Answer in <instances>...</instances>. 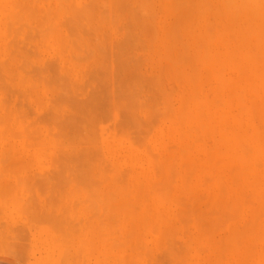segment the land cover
<instances>
[{"label": "bare ground", "instance_id": "obj_1", "mask_svg": "<svg viewBox=\"0 0 264 264\" xmlns=\"http://www.w3.org/2000/svg\"><path fill=\"white\" fill-rule=\"evenodd\" d=\"M80 1L81 0H0V63H2L1 60L6 59V58H7L6 60L8 61V58L9 59L12 58L13 53L19 54L17 52H19L22 49H23L22 51L24 53H27V52L31 53V54H29V56H32V54H33V56H37V59L41 58L40 55L36 53L38 51L35 52L36 54L34 53L35 50H33V48L31 47V45H33V44H31V43H33L31 41L34 40V41H37V43H39L38 42L39 40H36L37 37L41 36V34L42 33L44 34V31H46V32H50L52 45L54 47H56V51H57L56 54H58L59 57L61 58V61L64 64L65 69L67 71L72 72V67L75 66L74 64L72 65V63H73L72 61L76 62V60H74V59H77V63H78V60L80 59L82 61V59H83L82 57H84L83 60L86 62V59H88V58L91 59V57H94V53H96V51L94 52L92 49H91L92 51H90V48L86 49V47H87L86 44L88 43L87 45L89 46L90 45L89 41H93L92 38L90 40L88 38V36L89 37L92 36L91 34L95 32L94 28H96V27L95 26L91 27L90 25H92V23L90 25H89V23L86 24V22H88L89 20H87L86 19L87 17H84V16L90 17L89 19L90 20L92 19L94 21V24H96L100 28H102V24L105 25V23H107V24L112 23L113 24V22H114V26L116 23H117L116 25H118L119 22H117V21L120 17V19L122 18L124 21L125 20L130 21L129 24L132 23L131 21L136 22L138 27H139L137 33H140V31H142L143 33L145 32L144 34H146L147 32H149L148 30L150 29L149 34L148 33L146 34V36L148 35L146 37L147 43H148V46L150 47V48H148V50H151L153 52L154 61H155V69H156V72L158 73V77L160 78V80L158 77H156V78L153 77L154 79H153V81H151L150 78H152V76L150 78H147V76H146V79H149V80H145V82L149 81V83L148 82L147 83L149 84V86H151L153 88L152 89L149 86L147 87L149 90L151 89V91H149V93L151 92V94H152V93H155V90L156 91L158 90L157 88L160 86L159 84H160L161 80L163 81V83L164 82L166 83V86H169L171 88L170 89H169V87L167 88L165 86V83H164L163 86H165L166 88L163 87L162 85L160 87H162L163 89H166V91H164L163 89H161L159 87L160 90H158V92H156V94L159 93L157 95V97H155L153 95L154 101L151 100L152 97L150 99V97H147V95L143 96V97H146V99L143 98L145 100L140 99L139 101H137L136 98L139 95V94L137 95L138 91L135 93H132V92L139 89V85H137L138 88H134L135 84H133L134 90L132 92H130L132 90V87H131V89L129 88L130 90L127 92H130V93L126 94L127 97H125L127 99L131 98L129 101H131L130 103H132V104L134 102L135 103L137 102L136 106L139 107V105H137V104L138 103L142 104L143 101H146V102L150 101V102L156 104V106H158V104L162 105L161 104V101H162L161 98H163L164 94L166 96V99H165L166 101L164 100V98H163L164 101H162V103H163L162 106L165 105L163 107V109H161V112L162 111L163 112L160 113V110L158 109L159 111H157V108L155 107L157 113H160L162 115V117L164 116L162 119L163 120L162 123L164 125L162 124L163 125L162 127L161 126L159 127V124H161V123L158 122V119L155 120L159 116H156L158 114L155 113L154 109L152 111V107L154 108V104H150L151 107L148 105V103H143L142 104L143 106L140 105L144 109L150 107L149 110H151L154 113L153 116L151 114L152 117L149 115L150 116L149 118L151 120L150 119L146 120L150 123V126L148 123H146V121H145V124H148V125L143 124L145 126L143 131L147 132V130H148L147 128H149V127L151 130H153V128L154 127L157 128V126L159 127V129L160 128L162 129V131L161 132L159 131L160 133H158L159 134L158 139L160 138V140H161L160 151H158L160 154L158 152H156V153H158L159 155L155 154V153H154L155 155H153L152 150L154 151V148L152 149L151 145H150L151 147L148 148L147 146L149 145V143L148 144L146 143L147 146L143 145V143L146 140H142L140 142L141 144L139 145L140 147L146 146L148 148V149H146V147H145V149L147 151L145 150L144 154L146 155V153L149 151V154L147 153V155L151 154L148 157L149 160H150V157L153 158L155 156V158H153V161L151 160L152 166L150 165L149 160H148L149 162L144 164L145 163L144 158H146L145 155L143 158V157L139 156V154H135L134 151H132L128 148V150L125 151V153L128 152V154L125 155V158H126V161L129 162V166H127V167H130V169L126 170V167H124L125 172L123 169H122L123 171H121L120 168H122V167H120L121 165L118 163V165L116 167L113 166L115 168H111L112 170L107 171V173L111 174V172L114 169H116V171H114L115 172L114 174H112L111 176H108L106 173V169L110 168L107 165L108 160L104 161V162H107L106 165H102L104 162L100 163L99 162L100 160L99 161L97 160L98 161L97 164L100 163V164H98L97 170L101 169L100 167H105L106 168L105 170L104 169H101V170L102 171L104 170L105 173L103 172V174H106L108 176V177H106V175H104L103 183L99 181L100 179L98 180L99 181L98 182V181H95L96 179L95 180L91 179L92 178L91 173L89 174V170H90V172L92 171L90 169V167L93 164V166L91 167V168H93L94 165L96 164V161L89 158L90 156H88V160L86 161V158H87L86 154L88 155L89 153H86L87 148H82L83 142H85L86 143L85 145L87 147H89L90 144L88 143V140L87 141L84 140L82 142V144L80 145L82 150L84 149L83 151L80 150V151H82L80 153L83 154L84 157H86V158L81 157V156H83L81 154L80 155L77 154V156H80L79 157L80 161L85 160V162L87 163V169H86L87 172H85L86 170L83 169L85 162H83L84 163L83 166L79 165L78 161L76 163L79 165L80 168L83 167L82 168L83 171L80 170V172H81L80 174H82V172L86 173V174L88 173V174L85 175V177L87 179H84L85 178L84 176L82 177L84 179V181L80 180V178H78V177H76L75 181L80 180V183H81V181H83V183L84 182L87 183L88 185L86 184L85 188L83 187V186H85V184L81 186V187H83V188H81L82 189L81 191H83V190L86 191L87 194H85V197L88 196V198H90V195L92 193L90 199H92L91 200L92 202L95 201L94 203H92L91 201H88L86 203L84 200L88 199V198L87 197L84 198L83 199L84 202L81 200L83 203H86V204L92 203V204L90 205V207H89V204L86 206L84 204L83 209L86 208L85 211L88 212L89 208L92 209L95 206L96 208L94 207L93 208L94 210L92 209V212H91V215L94 218L98 212L101 214V212L99 211L101 209L102 213L104 214V215L103 214H101V215L105 216V217H103V219H102V217H99V220L102 219V220H100L101 222H103V220H104V222L107 221L109 223L110 219L111 220L114 219L115 221L117 219L118 223H115V225L116 224L119 225V229L117 228L118 225L116 227L119 230V232L116 229L114 231H117L119 233V235L117 232H114L116 234L115 235L112 232L113 231L112 230L110 232V235L114 234L115 236L112 235L114 237H111V236L108 237L107 233H109V232H104V231H109L111 229H110V227H108L109 225L107 224V226H106L105 223H104L105 227H108V230H107V228L104 229L103 230L104 233L102 235L101 234L102 229L100 226H102L103 223H100V221H98L99 224L98 225L95 224V226H94V225H91L94 223H91V222L88 223L90 221L89 219H87V221H85L86 219L83 220V218L82 219L79 218L80 220H82V221L78 220V222L80 224H81V222L85 221L86 222L85 225L88 223L89 226L91 225L94 227L92 228L90 226L91 227V229H90V227L88 225H86V226H84V229L86 227L85 230L81 228L83 231L80 230V228L75 229V230L71 229L72 231L74 230L73 236H75V237L72 238L73 236L71 235L72 236L71 237L69 235L70 233L67 234V236L69 235V237H67V238H69V241L66 240L63 242V248L65 250L64 255L67 257L69 255V253H71V255L74 256V258H73L74 264H153V263H156V261H159V259L156 260V258H157L156 251H158L160 249H164L165 251L161 250L163 252L167 251V254L161 252L162 254L167 255V258L171 255L168 258L169 260L172 259L171 257L179 259L181 257V255L184 254L185 252H187L188 253L187 256H189V249H187L188 251H186L184 242L182 244H184L183 246H184L185 251L183 252L184 249L182 248L183 250L181 252V250L178 247V245L181 246L180 244H178V241L181 239L178 240V239H175V237H179V235H183V234L184 235L187 234L186 237H188L190 234L191 236H189V238L187 240V245L190 248H194L197 250V248L199 249L202 246L200 249V250H202L205 247L204 250H205V253H207V256L202 259L201 264H264V0H89V4H87V6H86V4L83 6H80L79 5ZM90 1L92 2V4ZM93 4H94V6H93ZM126 4L127 5L129 4L128 8H127ZM90 5H92V6H90ZM155 5H158L159 7L156 8L157 6H155ZM107 9L110 10V12L113 13L116 17L118 16L117 18H115V19H117V21L116 20L115 21L114 20L109 21L112 18L114 19L113 15H112L113 17L111 16L112 18L109 17L110 19L105 16L106 17L105 20L109 21V22L104 21L103 16L105 15V13H106L105 10H107ZM107 14H109V12ZM72 16L75 17L74 20H73L74 17H72ZM80 16L81 17L83 16V17L80 18ZM76 18L78 21H76ZM83 18H84V21L87 20L85 22L86 26L89 25V27L93 28V30H91V28L90 29L88 28L89 30H91L90 32H88V29H86V28H85L86 30L81 29L80 33H79V30H77V29H80V28H78V25L80 24L79 27L81 26V24L83 23V21H82ZM89 22H91V21H89ZM28 23L35 24L36 25L35 27L38 28L39 30L34 28L36 30V33L34 35H32V37H27V38L25 37L26 39L23 38L25 40V42H23V43H20L23 41V39L21 40L20 38H17L18 40L19 39L21 40V41L19 40V43H18L19 45L21 44V47H19V45L17 44L18 40L14 41V39H16L15 37L21 35V30H22V36H24L23 35L24 34L23 33V27L25 26V24H27V25L24 28L30 26L29 29L27 28L28 31L26 29L27 34H25V35H30V33H32V30H34V29H32L33 27L31 26V24L28 25ZM85 24L83 23L82 25H85ZM146 24H147V27L149 26V28L145 29L146 31H144V28H146V26H145ZM18 25H20V26H18ZM21 25H23V26L21 27ZM126 25H127V27L125 26V23H124V25H123L124 29L122 28V26H120L121 28L118 26H115V28L118 27L119 33H120L121 29L125 30L126 32L129 30L127 34H129V32H132V34H133L135 31H137L136 30L137 25H135V23L130 24V26L131 25L136 26V27L131 26V27L135 28V30L133 28H131L132 30H134V32L128 28L130 26H128L127 23H126ZM16 27H18V28H16ZM125 27L127 29H125ZM18 29H19L20 33L17 31ZM35 30H34V32H35ZM74 30H75V32L76 31H78V32H76V34H74ZM122 30H121V32H122ZM13 31H15L14 35H13L14 38L11 37V38H13V40L10 41L9 38H10L11 34L13 33ZM125 31H123V32L126 33ZM67 32L69 33L68 35L76 36V38L74 40H69ZM87 32L89 34H86ZM96 32H98V30ZM18 33L20 35H18ZM39 33H41V34L39 35ZM82 33H84L82 36L79 35ZM85 34L88 35L87 38L89 40H87V38L83 37V36H85ZM127 34H125L123 39L126 38ZM132 34L130 33L131 36L127 35L128 40H129V37L131 39L130 42L127 41V38L125 39L127 41V43L125 40H124V42H125L124 43L123 39L121 41L124 44L121 41L118 42V45L120 43H122V46L124 45V47H125V48L123 47L124 49L122 48V46H121V48L119 47L121 44L118 47L116 46L114 48V46H115L114 44H116V42H113V45H114L113 49H116V50L121 49L120 50L121 53L124 54L125 52L128 53L131 50L134 51L135 48L137 51V50H140L138 48H141V46H143V47L147 46L144 44V41L146 40L145 38H144V40L142 39L143 41L140 40V42L142 41V43L144 44V45L143 44L141 45V43H139L138 40H137L138 43L136 41V39H138L137 37H139L138 34L134 33V35H133L136 39L133 38ZM77 35H78L79 39H81L83 37L84 39L87 40L86 44H84V41L80 40V41H82L81 43L84 44V46H85L84 50H80L83 45L80 42L77 43ZM105 35L106 34H103V37H104V40L106 43L107 40L105 39ZM139 35L141 36L142 33ZM46 36H49V35H46ZM46 36L44 34V36L42 35L41 37L44 40V38ZM94 37L95 36H93V38ZM131 37L135 40L136 45L140 44L141 46L139 45L140 47L138 46V48H137V46L134 44L133 47L132 46L129 47L131 45L130 43H132V41H134ZM42 38L40 39V41H43ZM46 38H45V40H46ZM48 39H49V37H48ZM94 39H97V37ZM29 40L31 42L29 48L31 47L32 49L28 48V50L25 51L24 49H26V47L28 45L26 41H29ZM9 41H10V43H9ZM69 41L73 42V45H74V41H75V45L78 46V47L74 48L75 45L72 46V44H71L70 47L71 46L72 47L70 48V50H76V48H78V49L80 48L79 50H77V52L83 51V53L86 54V52H84V51L87 50L89 52V55H91V56H89V57H88V55L81 56L79 54V56H81V58H80L77 55L72 56L73 52L69 51L70 55H71V57H70L68 54ZM97 41H99V39H97ZM43 42H40L39 44L41 45V43H43ZM93 42H96V40H94ZM45 43H46V41H45ZM99 43L101 44L102 47L100 49H97V50H101L104 47L103 46L104 44H102V42H98V44L95 43V45H93V46H96V44H97V48H98V47H100V46H98V45H100ZM110 43H111V41H110ZM128 43H129V45H127ZM10 44L12 47L15 46L14 44H17L18 46L16 45V47H18V50L19 49L20 50L17 51V48H14L16 50L9 49V47H11ZM78 44H81V46ZM125 44H126V46H125ZM44 45L45 44L43 43V47H44ZM109 45H108V43L105 44V46H108V48H110ZM24 46H26V47H24ZM127 46H128L129 50H127ZM38 47H37V49H38ZM41 47H42V45H41ZM44 48H47V47L45 46ZM48 48H49L48 50L51 49L49 47V45H48ZM72 48H74V49H72ZM104 48H103L104 51L105 50L106 51L104 53L103 52L102 53L105 55L106 53H109V52H107V51H109V49L107 47H104ZM117 48H119V49H117ZM130 48H131V50H130ZM145 48H147V47L142 48L143 50L141 49L140 51H144ZM122 49H123V51H122ZM111 51H112V54L115 55V56L112 55V57H115V61L118 59L119 60V61L117 60L118 62H122L121 60H123L122 59L123 55L120 53V51H118V52L117 51L115 52L114 50H111ZM111 51H110V53H111ZM133 51L129 53L130 54L129 55L130 56L129 61L131 60L133 55H135V56L137 55L136 52L133 54ZM23 52H21V53H23ZM91 52H93V53H91ZM102 53L99 52V55H101ZM126 53L124 54L125 55L124 58L126 57ZM56 54H55V56H56ZM103 54L101 56L102 58L104 56ZM131 54H132V56H131ZM21 55L23 56L24 54H21ZM119 55H120V58H119ZM14 56H15V57H13L14 59L15 58H16V60L19 59V58H17L16 55H14ZM29 56H28V58H29ZM129 56L126 57L127 61L123 60V64H125L124 62H126V65H127V62H129L128 61ZM18 57H19V55H18ZM78 57H79V59H78ZM139 57H140V59H139ZM142 57H143V59H142ZM142 57L139 55L137 57V59L142 60V63H143L147 59L144 60L143 55H142ZM104 58H105V60L107 59L106 56ZM104 58H103V61L105 62ZM133 58H132V60L135 59V58L134 59ZM55 59H54V61L51 60L52 63L49 62L50 60L48 59L49 61H45V63L42 65H45L46 62H47V66L53 65V64L58 65L59 60L56 59V61H55ZM90 59H88V60H90ZM108 59H109V57H108ZM137 59H135V60L137 61ZM7 61L3 62L2 65L0 66L1 67L0 72L2 70V72L0 73V79H2L3 82L5 80H8V78H9V77L7 78V75L5 74V72H7L6 69H10V68L6 67V66H8V65H6ZM27 61L26 60H24V62L21 61L20 64H22V63L23 64L20 67L14 66V69L18 68V70H20L21 75H22V73L26 72L24 74H26L27 78H28V76L30 77V75H32V77H35V75L37 76V73H35V72L38 71V66L36 65L34 68L33 63L29 62V61H28V63L32 64V67H30V68H32L31 69L32 74H30V75L27 74V73H30V71H27L29 68L28 65L29 66L31 65V64L27 65ZM108 61L106 60L107 63H108ZM110 61H112V60H110ZM136 61H134V64L137 63ZM12 62H13V60H12ZM25 62H26V64H25ZM48 62H49V64H48ZM132 62L130 61L129 65L131 63V66H132V64H133ZM138 62L140 63L141 61H138ZM77 63H76V67H77ZM109 63L107 64V66L110 65ZM142 63H140V64L142 65ZM4 64H5V67L3 68L2 66H4ZM16 64H17V62H16ZM134 64H133V66L137 65L138 63L135 65ZM23 65H25V66H23ZM101 65L103 66L102 63L100 64V66ZM104 65L106 66V64H104ZM22 66L24 68H26V66H27L28 68H26V70H25ZM58 66H60V65H58ZM79 66H80V64H79ZM86 66H85L84 70H86L88 68V67L86 68ZM105 66H103V67L105 68ZM81 67H82V64H81ZM141 67L136 66V70H137V68H141ZM42 68L43 67L39 68V70L40 69L42 70ZM108 68H109L108 71L110 72V67H108ZM115 68H116V66H115ZM133 68L131 67L130 69L132 71L134 70V73H136L135 68L134 69ZM34 69H35V71H34ZM94 69H95V67H94ZM98 69H100V68H98ZM117 69H118V67H117ZM147 69H149V68H147ZM45 70H46V68H43V71H45ZM73 71L77 72L74 69H73ZM10 72H11V70H8L7 74L10 75ZM53 72H51L52 76H50L51 73L48 72V78L46 77V79H45V77H44V80L40 74H38L39 77L38 76L36 77V78H39L38 81L40 79L43 80V82H46L43 84H47L51 88L53 87V84H54V86H55L54 90L56 89V91H58V93L60 91L63 92V90L66 91L63 93L60 92L57 95L58 99H57V97H55V99H49L48 100V97H46L47 98L46 100H48L49 103L51 102V104H54V102H55V104H54L55 106L51 105L52 107H49V103L47 102V106L49 108L48 110L50 111V108H51L50 112H52L53 107L60 106V104L62 102L64 103V101H65L64 104L66 106L68 104V106H70L69 107L70 109L72 106L75 107L76 106L75 104L72 105L70 103V100L73 99L72 97H70V94H73L72 90L70 89V87H71L70 85L72 83L70 85H67V86H66V84H64V81L67 84H69L72 81L67 76L66 77L70 81H67L66 77H65V79L64 78L62 79V77L58 74V70L53 71ZM138 72L139 71H137V73ZM2 73L4 75H6L4 78L2 77V76H4ZM82 73L86 74V72H82ZM89 73L91 74V70L89 72L87 71V74H89ZM15 74H16L15 77H14V75H12V78L9 80L10 82L15 81L14 78L17 77V73H15ZM20 74H18V75H20ZM76 74L77 73H75V75ZM83 74H82V76H83ZM110 74H111V72L109 73V75ZM45 75L47 76V74H45ZM89 75H88V77L90 78ZM115 75H117V74L113 73V78ZM24 76L22 77V78H24V80L21 79L19 81V84H22V80H23V82L25 81V79L27 80V78H25ZM137 76H138V74H137ZM140 76H142V74ZM154 76H157V75H154ZM129 77H128V79H131ZM50 78H53V79H50ZM108 78L110 79L111 77L109 76ZM108 78H107V80H108ZM56 79H57V81H56ZM72 79H74V78L72 77ZM76 79H77V77H76ZM91 79H93V78H90V80ZM142 79H140V80H142ZM53 80H55L56 82ZM61 80H62V82H60ZM131 80H130V82H131ZM157 80H159L160 82H158ZM2 81H1V83H3ZM33 81L34 82L36 81L35 84H37V83L40 84L42 82V81L41 82L39 81L40 82L39 83L37 81V79L36 80L33 79ZM89 81H88V79H86V81L83 80V82H85L87 84V87L89 86L88 85V83H90ZM108 81H109L108 82L109 84H110V82H112L110 80H108ZM117 81L118 80H116V83H117ZM134 81H135V79H134ZM134 81L132 83H134ZM154 81H156V82H154ZM10 82H7V83L9 84ZM124 82H125V80H124ZM126 82H125V84H126ZM167 82H169V83H167ZM7 83L5 81L0 86H4L6 84V86L8 88V86H10L11 83H10V85H8ZM55 83L56 84L60 83V84L57 86ZM62 83H63V85H62ZM150 83H151V85H150ZM152 83H153V85L156 84V89H154L155 85L153 86ZM170 83H171V86L169 85ZM86 84L84 85L85 90H83V84L82 83L80 84V86H77V87H80V89L83 90V92H84L87 89ZM109 84H108V87L111 86ZM128 84H129V82H128ZM138 84H140V83H138ZM29 85H30V83H29ZM47 85H45L46 90H48V91L52 90V89H50V90L47 89V88H49V87H47ZM60 85H62V86H60ZM6 86H4V87H6ZM26 86H24L25 92H27L26 94L24 92V89H22V88H21L22 90L19 92L20 89L19 90L17 89V85L15 87L18 91L17 90L15 91V87L12 88V86H11V88L14 89V92L11 91V89L9 91L10 87L8 89L4 88V87L3 88L0 87V92H1L0 94H3V93L6 94L5 95L6 97L5 96L4 97L6 99V102H8L6 104L4 97H1V100H3L2 102H4L3 104H0V111H2V113H4V111H7L9 109L8 108V106L10 105L9 103L11 101H14L11 99V97L12 96L14 97L15 94H17V93H18L17 97L19 99L22 97V99H25L28 102L29 97L26 95H29L28 92L32 88L30 89L31 86H29V88H28L29 90L27 89L28 91H26ZM33 86H35V85L33 84ZM56 86L60 89L57 90L58 88H56ZM68 86H70V87H68ZM97 86H99V85H97ZM113 86H114V84H113ZM126 86H128V85H126ZM40 87H39V89H40ZM61 87H63V88H61ZM100 87H101V84H100ZM1 88H2V90H1ZM34 88H36V87H33V89ZM43 88H44V86H43ZM68 88H69V91H68L69 93L67 92ZM92 88H93V86H92ZM104 88H105V90L103 89V87L100 88V89H102V90H100V91H102V93H103V90L106 91V87H104ZM140 88H142V87H140ZM37 89L38 88H36V90ZM73 89H74V86H73ZM93 89H95V88H93ZM70 90H71V92H70ZM95 90H97V88ZM121 90L120 91L114 90V91L117 93V92H121ZM124 90H126V89L124 88ZM127 90H128V88H127ZM145 90H146V88H145ZM161 90H163L162 93H160ZM42 91H45V90L43 89ZM76 91H77V88H76ZM76 91H74L75 96H77V97L81 96L80 94L76 95ZM91 91H93V90H91ZM91 91H90V95H91L90 98L92 99L93 94H91L92 93ZM97 91H99V90H97ZM109 91L110 90H108V92ZM142 91H144V90L142 89ZM6 92H8V93H6ZM9 92H11V94ZM22 92L25 94V98H24V94ZM52 92H53V90H52ZM127 92H125V93H127ZM19 93L21 95H19ZM50 93H51V91H50ZM112 93L114 94V92H112ZM149 93L147 90L146 94H149ZM8 94H10V95L7 98ZM95 94L96 93L94 91V95ZM106 94H108V93H106ZM144 94H145V92H142V94L140 93L141 96ZM160 94H163V96H161V98L158 97ZM18 95L21 97H19ZM40 95H41V93H40ZM68 95H69V97H68ZM131 95L134 97L132 98ZM47 96H48V94H47ZM51 96H52V94H51ZM53 96H55V95H53ZM61 96L63 98H60ZM72 96H74V95H72ZM105 96H107V95H105ZM109 96H107V97H109ZM87 97H88L89 101L91 102L89 95ZM95 97H96V95H95ZM138 97L141 98L140 96H138ZM15 98H16V96H15ZM34 98H35V95L32 99L34 100ZM113 98H114V96H113ZM147 98L149 101H147ZM155 98H159V100L161 99L160 103H159V100H156ZM44 99L45 98H43V100ZM59 99H61V100H59ZM88 99H86V100L88 101ZM54 100H56V101H54ZM57 100L61 101V103L60 102L58 103ZM92 100H94V99H92ZM83 101L84 100L81 101L82 102L81 104L87 106L86 104H84L85 101L84 102ZM87 101L85 103H87ZM110 101H112V100H110ZM120 101H121V99H120ZM120 101H117L118 106H119V103L122 104V102H120ZM122 101H125V99ZM140 101H142V102H140ZM155 101H157L158 103H156ZM22 102L23 101H21V103ZM56 102H57V105H56ZM28 103H30V102H28ZM31 103L33 104V102H31ZM35 103H37V102H35ZM63 103H62V105H63ZM92 103H94V102H91V104ZM135 103L132 106H135ZM4 104H5V107H4ZM12 104H11V107H12ZM15 104L18 105V104H20V102L18 104L14 103L13 105H15ZM44 104L46 105V103H44ZM79 104H80V102H79ZM91 104L88 103V105H91ZM111 104H113V103H111ZM27 105L28 104H25V106H27ZM77 105H78V102H77ZM80 105H78V106H80ZM144 105H146V107ZM160 105L158 106L159 108H160ZM6 106L8 109L6 108ZM21 106H22V104L20 105V107ZM20 107L17 106V108H20ZM28 107L29 106H27V108ZM32 107H33V105H32ZM74 107H73V110H74ZM77 107H75V108H77ZM115 107L117 108L116 105L115 106L113 105V108H115ZM27 108H25L26 111H28ZM39 108H40V106H39ZM44 108H43V110H44ZM79 108H81V107H79ZM127 108H128V106H127ZM139 108H141V107H139ZM5 109H7V110H5ZM12 109L13 108H11V110ZM48 110H46L45 112H47ZM83 110L85 111V109H83ZM135 110H137V107H136V109H134L135 115L137 116ZM140 110H142V109H140ZM8 111H10V109ZM29 111L32 112V109L29 108ZM33 111H34V109H33ZM77 111L80 112L81 110L79 109ZM122 111H120V112L122 113ZM130 111L132 113L131 116H133V110H130ZM16 112L18 113V111H16ZM45 112L43 115L41 114L40 116L43 117L44 115H46ZM85 112L88 113L87 110ZM25 113L23 112L22 114H25ZM55 113H54V111L52 113V116L54 119L53 120L51 118L52 123H49L50 121L47 117L45 118L48 120V121L46 120L47 125L49 124V128L45 124V127H47V129H45V130H47L49 132L52 129V128H50V124H53V125L59 127L60 130L59 129H57V130H59L58 132H60V133L62 132V133L57 134V131H56V133H54V131L51 130L50 132H53L51 134H55V137H57V138L54 137L51 140L59 139L60 136L64 132H65V134L67 133L66 132L67 130L63 129L65 125L69 126V127H73L75 125L74 124L72 126V124H73L72 120L74 121V119H72V116H70V115H72V113L68 116V117H70V119L67 118V115H64L65 119L62 118V120L60 119L61 114L59 113V111H58L59 114L56 113L59 116L56 115ZM80 113L85 114L84 112H80ZM9 114L11 116V113H9ZM27 114L28 113L25 114L26 117H24V115L19 116V117H21L20 122H22L23 124L26 123V121L24 122V120H25V118H27ZM34 114H35V111H34ZM13 115H15V114H13ZM18 115L19 114H17V117H18ZM47 115H48V112H47ZM80 115H79V117H81ZM86 115H88V114H86ZM90 115H92V114H90ZM146 115L144 117H146ZM5 116L7 117L8 114L6 113ZM5 116H4V120L6 119ZM54 116H56L57 118ZM155 116H156V118H154ZM29 117L31 118V116H29ZM0 118H2V117L0 116ZM84 118H86V117H84ZM134 118H136V117H134ZM159 118L161 119V116ZM45 119L43 121H45ZM59 119L61 120V122L59 121L58 124H56L57 120H59ZM79 119H81V118H79ZM141 119H143V118H141ZM0 120L2 122L4 121L3 118ZM11 120H12V118H11ZM64 120H66L68 123H71V122L72 123L69 125ZM81 120H83V119H81ZM130 120H131V118H130ZM143 120H145V119H143ZM154 120L156 121V125L153 124ZM1 121H0V123L3 124ZM15 121H16V118H15ZM17 121L19 122L18 119H17ZM32 121H34V120H32ZM35 121L37 122V120H35ZM38 121L43 122L42 120H38ZM78 121H79V123H78V125H79L81 122H80V120H78ZM151 121L153 122L152 125H154L153 128L151 125ZM164 121H165V123H164ZM4 122H5L4 124H6L5 126L3 125V127H2V125L0 124V128L2 127V129L3 128L6 129L7 123L9 124L10 121L5 120ZM64 122H65V124H64ZM31 123H33V122H31ZM44 123L45 122H43V126H44ZM140 123H142V122L140 121ZM143 123H144V121H143ZM12 124H13V122H12ZM131 124H132V122H131ZM16 125H17V123H16ZM34 125H36V126H34L35 127L34 129H31L32 132L30 131V129H27V128L25 129L27 133L31 132V133H29L30 136L28 135L27 137H26V135L25 136L23 135L26 133L25 131H24L25 133H23V134L19 131L20 133H18L16 135H15L16 132H14L13 133L14 138H12L11 133L7 134V130L5 131L6 132L5 134L3 133L4 129L2 132L0 131V175H2V173H4L5 175L8 173L11 175H12V173L14 174L13 169L16 167H19L22 164L23 156L26 155V154L23 155V152L21 151V149H23L25 147L27 148L28 146L29 147L31 146V145H29V143L27 144V140H26L24 145L25 144H27V145L23 146V148L22 147L19 148L18 145H20V143H16V144H18V145H16L14 143V140H16L17 138L18 139H20V138H19V136L17 138H15V136L21 135L22 136V137L20 136L21 138L26 137L25 139L28 138L30 140V138L32 136L31 134H33V137L31 138L33 140H30L31 141L30 144H33L31 147L34 149V147H33L34 143H32V142L35 139L34 137H37L40 134L37 126H40V128L42 127L41 123L39 125H37V124H34ZM53 125H52V127H53ZM83 125H84V122H83ZM83 125H81V126L83 127ZM90 125H92V124H90ZM135 125H134V128H136ZM31 126H33V125L31 124ZM11 127L12 126H10V128ZM36 127L38 130V133H37ZM82 127H80V128H82ZM143 127H140V130ZM88 128H89V126H88ZM74 129H76V127ZM8 130H9V128H8ZM10 130H12V128ZM34 130H36V132ZM90 130L94 131L96 129L91 128ZM33 131L37 134L36 136H35V133ZM88 131H89V129H88ZM88 131L86 134H88ZM148 131H150V130H148ZM78 132H79V130L77 131V133ZM94 132H98V131L96 130ZM94 132H93V135H94ZM44 133H46V131H44ZM44 133H43V135H45V136L49 135V134H44ZM69 133H70V135L67 134V138L68 137L70 138V136L72 137V133L74 134V132H69ZM149 133L147 132L146 134L149 135ZM152 133H154V132H152ZM81 134L82 133L80 132L79 135H81ZM91 134L92 133L90 131L88 136L91 137L92 136ZM41 135L42 134H40L39 136L41 137ZM45 136H43V137L45 139H48ZM51 136L52 135H50L49 137L51 138ZM115 136L117 138L121 137V136H117L116 134H115ZM152 136H153V134H152ZM43 137H41V138H43ZM81 137H82V135H81ZM81 137H78L80 139H77V136H75V137L70 138V139L68 138V140H67L64 136L62 139H64V140L66 139L65 141L70 142L71 148L74 149V148H76V146L74 147V145H76V143H78V140L82 139ZM145 137H146L145 139H147L148 136H145ZM98 138H100V137H98ZM109 138L111 139V137H109ZM142 138H143V136H142ZM18 139H17V141H18ZM36 139H35V143L38 144L37 142H39L40 138L37 139L38 140L37 142H36ZM74 139H76L77 141L75 142ZM64 140H63V142H64ZM70 140H72V142ZM94 140H95V138H94ZM149 140H151V138ZM40 141H42V143L39 142V144H38L39 146L41 144H44L43 140L40 139ZM68 142H66V143H68ZM95 142H96V140H95ZM99 142H100V140H99ZM109 143H111V142H109ZM133 143H135V145L137 143V146H138L139 141L138 142L135 141ZM56 144L57 143L55 140V145ZM95 144L96 143H94V145ZM99 144L100 143H98V145ZM45 145H47V144H44V146ZM53 145L54 144H52V146ZM61 145H59L60 146L59 149L56 148L57 149L56 151H57V154L60 155L59 157L60 158L62 157L61 158L63 160L62 163H61L62 160H58L60 158L57 156L56 153H55L56 155L54 154L55 156L52 155V156H54V158L52 156H50L53 159L51 158L52 161L49 160L51 162H48V163H55V165L53 164V166H52V164L51 165L48 164V166H45V164H44L43 166H41V165H38L37 160H35L37 162L36 167H38V166H40V168L46 167V170L44 168L42 169L43 171L45 170L44 174H46V173L50 174L47 171L50 169V168L49 169L47 168V167H49V165H50V167L52 166L51 167V169H52V168H54V166H56V163H59V162H60L58 164L59 167L57 168V166H56V168L59 171H56L53 169L49 170L50 172H52L51 174L55 175L54 174L55 171L57 174H59V172H61L60 174H62V173H64V171L65 172L71 171L72 170L71 168H73V166L75 165V159H74V162H73L74 164H73V166L70 167L69 163L72 162V158L68 160V158H67L68 156H66V155H69V152L71 153V151H75V149L69 150V151L66 148L64 149V147H66V146L68 147V145L70 146L69 143L65 146L63 145V148L61 147ZM111 145L115 146V145H117V143H115V145L114 144H111ZM154 145H155V143H154ZM44 146L41 148H46L48 145L46 147H44ZM93 146H92V144L90 145L91 152L93 151V148H92ZM96 146H97V144L94 147H96ZM78 147H79V145H78ZM131 147H133V146H131ZM154 147L156 148V146H154ZM37 148H35V149H37ZM97 148L98 147H96V150H98ZM115 148L116 149L113 150V152H115L114 154L119 153L121 155L122 150L119 149V147L117 148V146ZM150 148L152 150H149ZM27 149L30 150V148H27ZM35 149H34V152H35ZM38 149H37V151H40ZM62 149H63V154H64V152L68 151V152H66L68 154L65 153L66 155H64V157H63V154L61 153ZM123 149H125V148H123ZM31 150L29 152H32ZM58 150H61V152L59 153ZM100 150H101V148H100ZM44 151L46 152V150H44ZM76 151H75V153H77ZM78 151H79V149H78ZM155 151H156V149H155ZM72 153H71V155L76 156V154L74 152H72ZM103 153H104V151H103ZM103 153H100V154L105 156L106 154H103ZM96 154H98V153H96ZM30 156L32 157V159L35 158L32 155H30ZM41 156H43V155H41ZM91 156H92V154H91ZM96 156L98 157V155H96ZM159 156H161V165L159 162V160H160ZM119 157L121 158L123 156H119ZM55 158H56V160H55ZM64 158H65V160H67L66 162L64 161ZM69 158H70V155H69ZM81 158H82V160H81ZM99 158H100V155H99L98 159ZM105 158L108 159L109 156H107ZM114 158H115V156H114ZM154 159H155V161H154ZM156 159H158V160H156ZM35 161L33 159V163ZM93 161H95V164ZM46 162L47 161H44V163H46ZM88 162L90 165L88 164ZM91 162H92V164H91ZM155 162L158 164H156ZM154 163L156 164V168L154 167L155 166ZM108 164H109V166H111L110 162ZM100 165H102V166H100ZM157 165L161 166L162 171H160L161 170L160 167L157 168L158 167ZM67 166L69 168H67ZM77 166L75 165L74 166L75 168H73V170H75V171H71V173L75 172V173H72V175H75L77 173L76 172ZM36 167L35 168L33 167V168L36 170ZM27 168L28 167H26V169ZM56 168H54V169H56ZM85 168H86V165H85ZM38 169H39V167H38ZM65 169L66 170L68 169V170L66 171ZM151 169H154L155 171L151 170ZM24 170L20 169L18 171L20 172V171H24ZM61 170H63V171H61ZM78 170H79V168H78ZM128 170H130V174L127 173ZM18 171H16L17 173L15 172V174L21 173V172L19 173ZM34 171H32V173H36ZM94 171H95V169H94ZM158 171H160V173H163L162 180L164 181V183L161 179H160L161 182H159V183L156 182L155 176L156 177L158 176V174H159ZM28 172H29V169H28ZM28 172L24 171L25 174ZM121 172H124V173L122 174ZM153 172L155 173V175L153 174ZM68 173H70V172H68ZM97 173H96L95 177L98 178ZM127 174L129 175V178L125 179L124 175H127ZM7 176L9 179L12 177V176L9 177V175H7ZM7 176H4L5 179ZM160 176L161 175L159 174L157 179ZM123 179H125V182ZM43 180H44V178L42 179V181ZM75 181H72V182L75 183ZM172 181H174V182H172ZM97 182L99 184H97ZM76 183H79V181ZM170 183H171V186L173 183L175 184V185L173 184L174 185L173 193L170 191V189L172 190L173 187L172 188L170 187V189H168V187H169L168 184H170ZM90 184H91V186H90ZM95 184H97L96 187H94ZM73 186H76V185H73ZM78 186H80V185L77 184V188H78ZM88 186H90V188ZM35 187H36V184H35ZM41 187H39V188H41ZM48 188H49V186H48ZM73 188H75V187H72V189ZM77 188H75L74 191H78ZM42 189H44V188H42ZM90 189H92V190H90ZM65 190H67V188ZM49 191L52 192V188ZM74 191L72 193L73 195H74ZM84 191H83V193H81V195L85 193ZM43 193L46 195V191H43ZM204 193H206V197H203ZM57 194H59V193H57ZM78 195H79V193H78ZM81 195H79V196H81ZM95 195H97V196H95ZM54 196H56V195H54ZM5 197H7V196H4V199H5ZM93 197L95 198V200ZM33 198H34V195H33ZM67 198H68V196H67ZM183 198H185L188 201V204L186 203L187 201L185 199L183 201L185 204L182 202ZM72 199H73V197H72ZM76 199H77L76 201L79 203V206H82L83 204L81 203L80 200H78V197ZM30 200H31V198H30ZM73 200H75V199H73ZM96 200H98V201H96ZM3 201H5V200H3ZM58 201H59V199H58ZM76 201H74V202H76ZM26 202H25V204H26ZM72 202L73 201L70 202V204H72V206L73 205L75 206V204H78L77 202L75 204ZM51 203H54V202H51ZM93 204H95V205L93 206ZM185 205H187V207L190 206L189 212H186V209L188 211V208L185 207ZM54 206H55V204H54ZM99 206H100V209L98 208ZM76 207H78V206L76 205L75 209H76ZM56 208H53V209H56ZM97 208H98V212L96 211V213H93V211L95 212V209L97 210ZM75 209H74V211H75ZM83 209H81L80 213L84 212ZM215 209H217L218 212H214ZM208 210H210V213L208 212L209 214L207 213L208 214L207 215L206 211H208ZM32 211L34 212V210H32ZM212 211L214 212L213 214L216 213L215 215H218V213H219V216L217 218H215L214 215H213L214 217L212 215L210 216ZM46 212H47V209H46ZM46 212H44V213L47 215ZM67 212H69V211H67ZM89 213H90V211H89ZM186 213H188V217L186 216ZM227 213H228V215L229 214L232 215L231 217H233V216L234 217L232 219L230 218V216H229L230 219L226 218V217H228ZM190 214H191L192 218L194 217L193 219H191V221L189 220L190 219L189 217H191ZM78 215L80 216V214H78ZM83 215H86V214H83ZM48 216H49V214H48ZM185 216L187 218H184ZM75 217L76 216H74V218ZM90 217L91 216L88 215V218H90ZM67 218H68V216H67ZM74 218H72V219L74 220ZM104 218L108 219L109 221L104 219ZM72 219H70V220L73 221ZM97 219H98V217L96 218V220ZM43 220H45V219H43ZM67 220H69V219H67ZM70 220L68 222H70ZM114 220H113V222L111 221L113 223V225L115 222ZM187 220H189V221L185 222ZM74 221H76V219ZM189 222H192V224H193L192 225V231H190V233H189V231H187L190 228V227H188L189 226L188 224H190ZM73 223H72V225H73ZM95 223H96V221H95ZM186 223H188V224H186ZM221 223H222V226H221ZM43 224H45V223H43ZM75 224H77V222ZM80 224H77L76 226L79 225V227H80L81 226ZM100 224H102V225H100ZM217 224L221 227L218 228ZM115 225H114V227H115ZM186 225H188V226L186 227ZM87 226H88V229H90V232L87 229ZM97 226H98V228H96ZM103 226H102V228H104ZM214 226H216V228H218L219 231L218 230L216 231ZM227 226H228V230L226 231L225 227H227ZM4 227H5V225H4ZM186 228H187V230H186L187 233H185L186 232L185 230L182 231L183 229H186ZM99 229H101V230H99ZM19 230L20 229H18V231ZM222 230H224V232H225L224 236L220 237V234H219L220 238L215 239L213 237L215 231L217 232L216 234H218V233H220V231L223 232ZM85 231H87L86 234L84 233ZM81 232L85 234L84 236L82 235V238H81V234H80V237H78L79 236L78 233H81ZM71 234H73V233H71ZM104 235L106 236V238L104 237ZM18 236L16 235V237H18ZM182 237H184V236H182ZM9 238H10V236H9ZM70 238H72V239H70ZM109 238H111V239H109ZM114 238H117L118 241L116 239L114 240ZM60 239H62V238H60ZM107 240H109L110 243L115 241L114 242L115 245L118 242V244H119V245H117L118 247L113 245L112 243L109 244ZM173 240H176V241L173 242ZM182 240H184V238H182ZM185 243H186V241H185ZM14 244H15V241H14ZM147 244L150 245L151 248ZM173 244L174 245L176 244L175 246L178 248H175V246ZM48 246H49V244H48ZM54 246H55V244L52 243V250L48 253H45L46 256H44L45 255L44 254L43 255L44 258L42 260H39V261L35 260V261L36 262L38 261L39 262L38 264H54L55 260H56L55 259ZM59 246H62V245H59ZM112 247L113 248L117 247L118 250L114 251V249ZM43 249H45V248H43ZM177 249H179V252H180L179 254L182 253L181 255L178 254V251H176ZM200 250H199V252H200ZM66 252L68 255L65 254ZM150 253L151 254L156 253V254L152 256ZM158 253H159V251H158ZM192 253H193V251H192ZM199 254H201V252ZM203 254H204V252H203ZM0 255H2V256H0V258L1 257L3 258L4 256L9 257V258H7V260L10 259V261L12 260L11 258L13 257L14 262L18 261L19 264H23V262H25V264H26V262H28V261H24V258L21 259L22 256H19L18 254H17L18 256L15 254L13 255V254L7 252L5 249L0 250ZM65 256L62 257L63 260L65 259ZM154 256H156V257L154 258ZM158 256H160V254ZM16 258L17 259L19 258L21 261L23 260V262H21L20 260H17ZM71 258L72 257H70V259ZM165 260H167V259L165 258ZM180 260H182V259H180ZM66 261H68V260H66ZM66 261L64 260L63 262H65V263H63V264H67L68 262L66 263ZM11 262H13V261H11ZM170 262H172V261L170 260L169 263ZM175 262H178V261L176 260ZM184 262H186V261L185 260L180 261V263H182V264ZM166 263L167 262H165V264ZM172 263L174 264V260ZM59 264H60V262H59ZM156 264H158V263H156ZM162 264H163V262H162Z\"/></svg>", "mask_w": 264, "mask_h": 264}, {"label": "rangeland", "instance_id": "obj_2", "mask_svg": "<svg viewBox=\"0 0 264 264\" xmlns=\"http://www.w3.org/2000/svg\"><path fill=\"white\" fill-rule=\"evenodd\" d=\"M91 2V1H90ZM86 4V6H87V4H89V0H81L80 1V3H79V5L80 6H83V5H85ZM91 4H92V2H91ZM90 6H92V5H90ZM93 6H94V4H93ZM126 6H127V8H128V6H129V4L127 5L126 4ZM155 6H157L156 8H158L159 6L158 5H155ZM105 15L103 16L104 17V21H106L105 19H106V17H110V18H112L113 16H114V19L112 18V19H110L109 21H111V20H116L117 21V19H115V18H117L113 13H111L110 12V10H105ZM109 12V14H107ZM113 15V16H112ZM106 16V17H105ZM112 16V17H111ZM72 17H74V16H72ZM83 17V16H82ZM81 16H80V18H82ZM84 17H87L86 19L87 20H89V21H91V22H86L87 20H85L84 21V18H83V23L85 24V22H86V24H88L89 23V25L92 23V25H90L91 27L92 26H95L96 28H94V30H95V32L98 30V32H94V33H92L90 36L91 37H89L88 35H86V34H89L88 32H90L91 30H93V28H91V27H89V25H87L86 26V24L85 25H82L81 24V26L79 27V25H78V28H80V29H77V30H79V33H80V30L81 29H90L91 28V30H89L88 29V32L85 34V36H83V37H85V38H87V36H88V38L91 40V38H92V40L94 41V40H96V42H93V41H89V46L87 45L88 43H87V40H89L88 38H87V40L86 39H84L83 37V39L81 38V39H79L78 38V35H77V43L78 42H82V41H84V44H86V49L87 48H90V51H96V53H94V57H91V59L90 58H88V59H90V60H88V59H86V62L83 60L84 59V57H82L83 59H82V61L79 59V57L81 58V56H84V55H88V57L89 56H91V55H89V52L86 50V51H84V52H86V54H84L83 53V51H79V52H77V50H79L78 48H76V50H70V48L72 47V46H74L75 45V41H74V45H73V42H71V41H69V50H68V54H69V56L71 57V55H70V52H73V55L72 56H79V54L81 55V56H79L78 57V63H77V59H74V60H76V62H74V61H72L73 63H72V65L74 64L75 66H73L72 67V72H70V71H67L66 69H65V67H64V64L62 63V61H61V58L59 57V55L58 54H56L57 53V51H56V47H54L53 45H52V42H51V34H50V32H46V31H44V34H45V36L46 35H49V36H46L45 38H46V40H45V38H44V40L46 41V43H45V41L43 40V38L41 37L42 35L44 36V34L42 33H39V35L41 34V36H39V37H37V39L36 40H39L38 42L40 43V42H43L45 45H44V47L46 46L47 48H44L43 47V43H41V45H42V47H41V45L39 44V43H37V41H34L32 38V40L33 41H31V42H33V43H31L30 42V40L29 41H26L27 42V47L26 46H24V47H26V49H24L25 51L26 50H28V48H29V46H30V43L31 44H33V45H31V47L33 48V50H35L34 51V53L36 52V51H38V52H36L37 54H39L40 55V57L41 58H38L37 59V56H33V54H32V56H29V54H31V53H29V52H27V53H24L22 50H18V47H16V45L19 43V40L21 39H23V38H27V37H32V35H34L35 33H36V30L35 29H37V30H39L38 28H36L35 26V24H33V23H28V25H30L31 24V26L33 27H31L32 29H34L35 30V32H34V30H32V33H30V35H25V34H27L26 33V29L28 28H30V26L29 27H26V28H24L27 24H25V26L23 27V35L24 36H22V30H21V35L19 34L20 32H19V29L17 30L19 33H18V35H20V36H17L16 34V36L17 37H15L16 39H14V41H16V40H18L17 38H20L18 41H17V44H14L15 46L14 47H12L11 46V44H10V46L12 47H9V49H11V50H16V49H14V48H17V51H19V52H17V53H19V54H16V53H13L12 54V58L13 57H15L14 55H16L17 56V58H19V59H17L16 60V58L14 59H9L8 58V61L6 60V59H3V60H1L2 61V63L3 62H6L7 61V63H6V65H8V66H6V67H8V68H10V69H6V71L7 72H5V74L7 75V78H8V80H5L6 81V83L7 82H10L9 80L12 78V75H14V77L16 76V74L15 73H17V79L16 78H14L15 79V81H12V82H10L11 83V85H10V83L8 84V85H10V86H8V88H9V91H10V89H11V91H13L14 92V89H12L13 87H15L16 85H17V89L19 90V92L22 90V89H24V86H26V91H28L29 89V86H31L30 87V91L28 92V94L29 95H26V96H28L29 97V100H28V102H30V103H28L25 99H22V97L21 96H19V95H21L20 93H19V97H21L20 99L17 97V94H15V96H16V98H15V96L12 98L11 96V99L12 100H14V101H11L10 99V101L13 103H19L20 102V104H18V105H13L10 101V107H11V104H12V107L11 108H13L12 110H11V108L8 106V108L10 109V111H8L9 109L7 108V106H6V108L8 109H5V110H7V111H4V113H2V111H0V116L3 118V120H4V116L6 115V113L8 114V116L6 117L5 116V120H8V121H10L9 122V124L7 123V127H6V129H4V134L6 133L5 131L7 130V134L8 133H11V136H12V138H14V132H16L15 133V135L16 134H18V133H25L26 132V128L27 129H30V131H31V129H34L35 127L34 126H36V125H34V124H37V125H39L40 123H41V128H40V126H37L38 127V129H39V132H40V134H42L41 135V137H43V136H45V135H43V133H44V131H46V133H44V134H49V135H46L45 137H47L48 139H45L44 137L43 138H41L39 135V137L37 136V137H34L35 139L37 138H40L41 140H43V143L44 144H47V145H45L44 146V144H41L40 146L38 145L39 144V142L40 143H42V141H40V139H39V142H37L38 140L36 139V142L38 143V144H36L35 143V139H34V141L32 142V143H34V149L35 148H37L38 146V150H40V151H37V149H35V152H34V149L31 147L33 144H30L31 143V141L30 140H33V139H31L32 137H33V134H31L32 136H31V138H30V140L27 138V139H25L28 135L30 136V134L29 133H31V132H29L28 130V132L29 133H25V134H23L24 136L26 135V137L25 138H21L22 136L21 135H17V136H15V138H17L18 136H19V138L20 139H18V141H17V139L16 140H14V143L16 144V143H20V145H18V144H16V145H18L19 146V148H23V146H26L28 143H29V145H31L30 147L28 146L27 148H30V150L32 151V152H29L30 150L29 149H27L26 147L25 148H23V149H21V151L23 152V155L24 154H26V155H24L23 156V160H22V164L19 166V167H16V168H14L13 170H14V174L12 173V175L11 174H4V173H2V175H0V250H6L7 252H9V253H11V254H15V255H19V256H22V258L21 259H23L24 258V261H28V262H26V264H38L39 262V260H42L43 258H44V256H46V254L45 253H48V252H50L51 250H52V243L53 244H55V246H54V251H55V263L54 264H59V262H60V264L62 263H65V262H63L64 260L66 261V260H68V261H66V263L67 264H74L73 263V258H74V256L73 255H71V253H69V255L67 254V252L65 253L66 255H68L67 257L69 258H67L65 255H64V252H65V250H64V248H63V242L64 241H66V240H68L69 241V238H67V237H69V235L71 236H73L74 235V230L75 229H78V228H80V230H82V229H84V226H86V225H88V223H94V224H91V225H94L95 226V224L96 225H98L99 224V222L98 221H100V220H102L103 219V217H105V216H102L101 214H103L102 213V211H101V209H100V206L98 207L100 210V212H101V214L98 212V208H97V210L95 209V212L93 211V213H96V211L99 213H97L96 214V216L98 217V219L96 220V216H95V218L94 217H92V215H91V212H92V209L95 207L94 205L95 204H93V208L91 209V208H89L90 207V205L92 204V203H94L95 201V196H97V195H95L93 198H94V202H92L91 200L92 199H90L91 198V195H92V193H91V195H90V198H88V196H86L88 199H85L84 201L87 203L88 201H91L90 203L91 204H89V211H90V213H89V211L87 212V211H85V209H83L84 207V204H85V206L86 205H88V204H86V203H83L84 201H83V199L84 198H86L85 197V194H87V192L86 191H84L85 193L84 194H82L81 195V193H83V191H81L82 189L81 188H85L86 187V184L87 183H83V181H84V179H87L86 177H85V175H87L86 173H83L82 172V174H80L81 172H80V170L81 171H83V169H87V163L85 162V160H82V158H81V160L82 161H80V156H77V154H81L80 152H82L83 150H82V148H87L85 151H86V153H89L88 155L86 154V157H84V155L83 154H81V155H83V156H81V157H84V158H86V161L88 160V156H90L89 158H91V159H93V160H95L96 161V164H95V161H93L94 162V169H95V171H94V169L93 168H91L92 166H93V164H92V162H91V164H92V166L90 167L89 165V162H88V166L90 167V169L92 170L91 172H90V170H89V174L91 173V176H92V178L91 179H93V180H95V181H98L99 179V181L100 182H102L103 183V177H104V175H106V174H103V172H104V170L106 169L105 167H100V166H102V165H106V163L107 162H104L105 160L107 161L108 160V163L110 162V165L111 166H109V164L107 163V165H108V167H110L109 169H106V173H107V171H109V170H112L111 168H115L117 165H118V163L121 165L120 167H122V168H120V170L121 171H123L125 168L124 167H126V170L127 169H130V167H127V166H129V162L128 161H126V158H125V155L126 154H128V152L127 153H125V151L126 150H128V148L130 149V150H132V151H134L135 152V154H139V156H141V157H143L144 158V151L146 150V149H148L149 147H151L152 149L154 148V151H155V149H156V151L154 152L151 148L149 149V150H152V152H153V155H155V154H158L159 152L158 151H160V142H161V140H160V138L158 139V133H160L161 131H162V129L160 128L159 129V127L161 126H163L164 124L162 123V119H163V117H162V115L160 114V113H162L161 112V109H163V107L165 106H162L163 105V103H162V101H164L165 99H166V96H165V94H164V96H163V94H160L158 97H160L161 98V96H163V98H164V100H163V98H161L162 99V101H161V104L162 105H160V104H158V106L160 105V108L158 107V106H156V104H154V103H152V102H150L149 100H148V98H147V101H149V102H146V101H140V102H142V104L143 103H148V105L151 107V105L150 104H154V108L152 107V111H153V109L155 110V113L156 114H158V115H156V116H161V119L159 118V117H157L156 118V116L154 117V118H156L155 120H157L158 119V122H160L161 124H159V127L157 126V128L156 127H154L153 128V126L154 125H156V121L154 120V123L151 121V125H152V123L154 124V125H152V128H153V130H151L150 129V127L149 128H147L148 130H150V131H148L147 129V132L149 133V135L148 134H146L147 132H145V131H143V129L145 128V126L143 125V124H145V121L147 120V119H150L149 117L151 116V114H152V116L154 115V113L151 111V110H149V108L150 107H148V108H146V109H144L142 106V104H140V103H138L137 105H139V107H141V108H139L138 106H136V103H135V106L137 107V110H135L136 111V114H137V116L135 115V112H134V109H136V107L135 106H132L133 104L132 103H130L131 101H129L131 98H129V99H127V98H125V97H127L126 96V94H129L130 92H132L133 90H134V88H138L137 87V85H139V89H135L136 91H134V92H132V93H135V92H137V95L138 96H140L141 98H139L138 96H137V101H139L140 99H142V100H145L146 99V97H143V96H145V95H147V97H150V99H151V97H152V99L151 100H153V97L155 96V97H157V95L159 94H156V92H158V90H160V88L161 89H163L162 87H160L161 85L163 86L164 85V83H163V81L161 80V82L159 81L160 80V78L158 77V73L156 72V69H155V61H154V56H153V52L151 51V50H148V48H150L149 46H148V43H147V39H146V37L148 36H146V34L148 33L149 34V32H150V29L148 30L149 32H147L146 34H144L142 31H140V33H137L138 32V29H139V27H138V25H137V23L136 22H133V21H131L132 23H130V24H134L135 23V25H137V28H136V30L137 31H135L134 32V30H135V28H133L135 25H131V26H133V27H131L130 26V24H129V22L130 21H127V20H123L122 18L120 19V17H119V19H118V21L117 22H119V24L118 25H116L115 24V26H118V27H120V26H122V28L124 29V27H123V25H124V23H125V26L127 27V25H126V23L128 24V26H130V27H128L130 30H132L131 28H133L134 30H132L134 33H136V34H138V36L140 37H137L136 35V37L138 38V39H136L133 35H134V33L132 34V32H129V34H127L128 33V31L126 32L125 30H122V32H121V30H120V33H119V31H118V27H116L115 28V26H114V22H113V24L112 23H105V25H103L102 24V28H100V27H98L96 24H94V21L91 19H89L90 17H88V16H84ZM75 19V17L73 18V20ZM67 20V19H66ZM65 20V21H66ZM81 20V19H80ZM76 21H78L77 20V18H76ZM75 21V22H76ZM109 21H106V22H109ZM74 22V21H73ZM79 23V22H78ZM81 23V22H80ZM71 24V23H70ZM76 24V23H75ZM140 24V23H139ZM145 24V23H144ZM109 25V26H108ZM143 25V24H142ZM18 26H20V25H18ZM23 25H21V27H22ZM73 26V25H72ZM76 26V25H75ZM74 26V27H75ZM146 26V28H144V31H146L145 29H148L149 28V26L147 27V24L145 25ZM125 27V29H127ZM136 27V26H135ZM16 28H18V27H16ZM121 28V27H120ZM119 28V29H120ZM143 28V27H142ZM25 29V30H24ZM28 29H27V31H28ZM74 29V28H73ZM85 29V30H86ZM84 30V31H85ZM142 30V29H141ZM31 31V30H30ZM123 31H125L126 33H124ZM14 32L15 31H13V33L11 34V36H10V38H9V40L11 41V40H13V35H14ZM34 32V33H33ZM69 32V31H68ZM67 32V35L69 34ZM76 32H78V31H76ZM76 32H75V30H74V34H76ZM83 32V31H82ZM17 33V32H16ZM122 33V34H121ZM130 33L132 34V36H133V38L134 39H136V41L138 40L139 41V43H141V45L143 44L142 43V41L144 40V38L146 39L145 41H144V44L145 45H147V46H144V47H147V48H145V50L144 51H140L142 48H144L143 46H141L140 44H138V45H136L135 43V40L134 41H132V43H130L131 45L129 46V47H133V45L135 44L136 46H137V48H138V46L140 45L141 46V48H138V49H140V50H137L136 51V48H135V50L133 51V50H131V48H130V52H132L133 51V54L136 52V56L135 55H133L132 56V54H131V56H132V58L134 57L135 59H137V57L140 55L141 57H142V55L144 56V60L145 59H147V60H143L144 62L142 63V60H138L137 59V61L134 59V60H132V58H131V62L134 64V61H136L137 63H135V64H137V65H135V66H133V64H132V66H131V63H130V65H129V59H130V52H128V53H126L125 51V53H126V57L127 56H129L128 57V61L129 62H127V65H126V62H124L125 64H123V60L124 61H127V59H126V57L124 58V54L123 53H121V49H119V48H117V49H119V50H116V49H113V46H114V48L117 46H119L120 44V48H121V46H122V43L124 42V40L127 38V35H130ZM142 33V35L140 36L139 34H141ZM84 33H82V34H79V35H83ZM103 34H106L105 35V39L107 40L106 41V43H108V45H109V47L110 48H108V46H105V40H104V37H103ZM120 34V35H119ZM125 34H127L126 35V38L125 39H123L124 38V36H125ZM93 36H95L94 38H96L97 37V39H99V41H97V39H94L93 38ZM107 36V37H106ZM131 36V35H130ZM11 37H13V38H11ZM35 37V36H34ZM48 37H49V39H48ZM80 37V36H79ZM25 38V39H26ZM42 38V40L43 41H40V39ZM76 38V36H72V35H68V39L69 40H74ZM48 39V40H47ZM79 39V40H78ZM123 39V42L121 41ZM143 39V40H142ZM20 40V41H21ZM80 40H82V41H80ZM140 40H142L141 42H140ZM10 41H9V43H10ZM13 41V42H14ZM110 41H111V43H110ZM122 42V43H120L119 45H118V42ZM126 41V40H125ZM127 41L128 42H130L131 41V39H130V37H129V40H128V38H127ZM127 41H126V43H127ZM138 41H137V43H138ZM23 42H25V40L23 39V41L22 42H20V43H23ZM98 42H102V44H104L103 46L104 47H107L108 49H109V51H107V52H109V53H106L105 55L103 54L105 51H104V49L102 48L101 50H97V49H100L102 46H101V44L100 45H98V46H100V47H98L97 48V44H98ZM113 42H116V44H114L113 45ZM12 43V42H11ZM15 43V42H14ZM35 43V44H34ZM95 43H97L96 44V46H93V45H95ZM125 43V42H124ZM123 43V44H124ZM40 46H39V45ZM72 44V46L70 47V45ZM82 44V43H81ZM81 44H78V45H80L81 46ZM84 44H82L83 46H84ZM143 44V45H144ZM13 45V44H12ZM19 45V44H18ZM17 45V46H18ZM23 45V44H22ZM25 45V44H24ZM48 45H49V47L51 48L50 50H48L49 48H48ZM127 45H129V43L127 44ZM36 48H35V47ZM39 46V47H38ZM82 46V48L80 49V50H84L85 49V46L83 47ZM125 46H126V44H125ZM135 46V47H136ZM139 46V47H140ZM19 47H21V44L19 45ZM23 47V48H24ZM29 48V49H32V48ZM37 47H38V49H37ZM75 47H78V46H74V48ZM95 47V48H94ZM124 47V45L122 46V48ZM74 48H72V49H74ZM125 48V47H124ZM123 48V49H124ZM92 49V50H91ZM107 49V50H108ZM123 49H122V51H123ZM133 49V48H132ZM10 50V51H11ZM48 50V51H47ZM103 50V51H102ZM111 50H116L117 52L118 51H120V53L123 55V57H122V59L123 60H121L122 62H118L117 60L115 61V57H112V55H114V54H112V51ZM127 50H129L128 49V46H127ZM143 50V49H142ZM32 51V50H31ZM56 51V52H55ZM70 51V52H69ZM76 51V52H75ZM103 52L102 54L104 55L103 56V58L106 56V60L108 61V63L110 64V65H108L107 66V62H106V60H105V58H104V60H105V62L103 61V58L101 57L102 56V54L101 55H99V52ZM110 51H111V53H110ZM115 51V52H116ZM14 52V51H13ZM21 52H23V53H21ZM33 52V51H32ZM53 52V53H52ZM114 52V53H115ZM35 53V54H36ZM46 53V54H45ZM91 53H93V52H91ZM90 53V54H91ZM21 54H24L23 56L21 55ZM45 54V55H44ZM55 54H56V56H55ZM72 54V53H71ZM83 54V55H82ZM110 56H109V55ZM128 54V55H127ZM18 55H19V57H18ZM50 55V56H49ZM93 55V54H92ZM28 56H29V58H28ZM46 56V57H45ZM115 56V55H114ZM117 56V55H116ZM31 57V58H30ZM36 57V58H35ZM39 57V56H38ZM108 57H109V59H108ZM118 57V56H117ZM28 58V59H27ZM52 58V59H51ZM57 59V60H59V62H58V65H60V66H58L57 64H53V65H48L47 66V62H46V64L45 65H42V64H44L45 63V61H49L50 59L52 60V61H54V59ZM111 58V59H110ZM119 58H120V55H119ZM49 59V60H48ZM56 59H55V61H56ZM99 59V60H98ZM101 59V60H100ZM126 59V60H125ZM139 59H140V57H139ZM142 59H143V57H142ZM12 60H13V62H12ZM24 60H28L29 62H32L33 63V66H34V68H35V66L37 65L38 66V71L37 72H35V73H37V76H38V74H40L41 76H42V78H43V80H44V77H45V79H46V77L48 78V72L49 73H51V72H53V71H57L58 70V74L62 77V79L64 78L65 79V77L67 76V77H69V79L72 81V82H68L69 84H67L65 81H64V84H66V86L67 85H70L71 83V87L70 86H68V87H70V89L72 90V92H73V94H70V97H72L73 99L72 100H70V103L72 104V105H76L75 107H77L78 105H80L82 102V100H84L85 102L87 101L86 99H88V95H89V98L91 97V95H90V91L91 90H93V91H91L92 93L91 94H93V96H92V99H94V100H92L91 98H90V100H91V102H94V103H92L91 104V102L89 101V99H88V101H87V103H85L84 101V104H86L87 106H85V105H80V106H78L77 108H75L74 106H72L71 107V109L69 108L70 106H68V104H67V106L64 104L65 103V101H64V103H63V105H62V103H61V101H58V103L60 102L61 104H60V106H58V107H53L52 109V112H50L51 111V108H50V111L48 110L49 108H48V106H47V102L49 103V99H55V97H57V95L61 92H59L58 93V91H56V89L54 90V88H55V86H54V84H53V87L51 88V87H49L47 84H43V83H46V82H43V80H39L38 81V79L39 78H36L37 76L35 75V77H32V75H30V74H32V72H31V69L32 68H30V67H32V64L31 63H28V61H27V65L28 64H31L30 66L28 65V67L26 66V68H28V70L27 71H30V73H27V74H29L30 75V77L28 76V78L26 77V74H24V73H26V72H24V73H22V75L20 74V70H18V68H16V69H14V66L15 67H20L22 64H20L21 63V61H23L24 62ZM31 60V61H30ZM51 60L49 61V62H51ZM110 60H112V61H110ZM92 63H91V62ZM115 61V62H114ZM138 61H141L140 63H142V65L138 62ZM16 62H17V64H16ZM41 62V63H40ZM43 62V63H42ZM49 62H48V64H49ZM90 64H88V63ZM103 64V66H105L104 64H106V66H105V68L103 67H101L100 66V64ZM104 62V63H103ZM2 63H0V66L2 65ZM37 63V64H36ZM52 63V62H51ZM76 63H77V67H76ZM119 63V64H118ZM145 63V64H144ZM25 64H26V62H25ZM79 64H80V66H79ZM81 64H82V67H81ZM118 64V65H117ZM147 64V65H146ZM84 65V66H83ZM87 65V66H86ZM23 66H25V65H23ZM22 66V67H23ZM85 66H86V70H84L85 69ZM115 66H116V68H115ZM121 66V67H120ZM136 66L137 67H141V68H137V70H136ZM149 66V67H148ZM153 66V67H152ZM3 68L5 67V64H4V66H2ZM41 67H43V68H46V70L45 71H43V68H42V70L40 71L39 70V68H41ZM79 67V68H78ZM94 67H95V69H94ZM100 68V69H98V68ZM108 67H110V72H111V74L109 75V71H108ZM117 67H118V69H117ZM135 68V72L137 73V71H139L137 74H138V76H137V74L136 73H134V70L132 71L130 68ZM151 67V68H150ZM1 68V67H0ZM24 68V67H23ZM26 68H24L25 70H26ZM64 68V69H63ZM82 68V69H81ZM107 68V69H106ZM115 68V69H114ZM133 68V69H134ZM147 68H149V69H147ZM22 69V68H21ZM30 69V70H29ZM73 69L75 70V71H77V72H74L73 71ZM97 69V70H96ZM103 69V70H102ZM120 69V70H119ZM127 71H126V70ZM8 70H11V72H10V75L9 74H7L8 73ZM80 70V71H79ZM84 70V71H83ZM91 70V74L89 75V74H87V71L89 72ZM115 70V71H114ZM149 70V71H148ZM5 71V70H4ZM23 71V70H22ZM21 71V72H22ZM34 71H35V69H34ZM33 71V72H34ZM40 71V72H39ZM107 71V72H106ZM120 73H118V72ZM125 71V72H124ZM1 72H2V70H1ZM0 72V73H1ZM15 72V73H14ZM60 72V73H59ZM82 72H86V74L84 73H82ZM134 74H133V73ZM4 73V72H3ZM2 73V74H3ZM54 73V72H53ZM65 73V74H64ZM75 73H77L76 75H75ZM113 73H115V74H117V75H115L114 76V78H113ZM123 73V74H122ZM18 74H20V75H18ZM25 76H24V75ZM44 74V75H43ZM45 74H47V76L45 75ZM67 74V75H66ZM82 74H83V76H82ZM142 74V76H140ZM4 75V74H3ZM6 75H4V76H2L3 78L6 76ZM50 75V74H49ZM65 75V76H64ZM70 75V76H69ZM73 75V76H72ZM88 75L90 76V78H93V79H91L90 80V78L88 77ZM111 77L110 79L108 78L109 76ZM132 75V76H131ZM135 75V76H134ZM154 75H157V76H154ZM25 77V78H27V80L25 79V81L23 82V80H24V78H22V77ZM50 76H52V73H51V75ZM49 76V77H50ZM118 76V77H117ZM130 76V77H129ZM134 76V77H133ZM144 76V77H143ZM146 76H147V78H150L151 76H152V78H150L151 79V81H153V79L154 78H156V77H158L159 78V80H157L158 82H160V88L158 87L157 89V91L155 90V93H152L151 94V92L149 93V91H151V89L149 90L147 87L149 86V81H147V82H145V80H149V79H146ZM39 77V76H38ZM54 77V76H53ZM66 77V79H67V81H70V80H68V78ZM72 77L74 78V79H72ZM76 77H77V79H76ZM83 77V78H82ZM116 77V78H115ZM128 77L129 78H131V79H128ZM140 77V78H139ZM154 77V78H153ZM55 78V77H54ZM59 78V77H58ZM81 78V79H80ZM107 78H108V80H110V81H114L113 83L112 82H110V84L108 83L109 81L107 80ZM124 78V79H123ZM129 80H127V79ZM143 78V79H142ZM6 79V78H5ZM21 79H23L22 80V84H19V81L21 80ZM33 79H37V81L40 83V84H35L36 83V81L34 82L33 81ZM50 79H53V78H50ZM80 79V80H79ZM86 79H88V81L90 82V83H88V87H87V84L85 83V82H83V80L84 81H86ZM120 79V80H119ZM134 79H135V81H134ZM137 79V80H136ZM140 79H142V80H140ZM17 80V81H16ZM79 80V81H78ZM116 80H118L117 81V83H116ZM124 80H125V82H126V84H125V82H124ZM130 80H131V82H130ZM139 80V81H138ZM144 80V81H143ZM156 80V79H155ZM1 81H2V79H0V85L1 84H3V83H1ZM53 81H55V80H53ZM56 81H57V79H56ZM55 81V82H56ZM94 81V82H93ZM121 81V82H120ZM123 81V82H122ZM134 81V83H132ZM137 81V82H136ZM141 81V82H140ZM60 82H62V80L60 81ZM80 82V83H79ZM128 82H129V84H128ZM154 82H156V81H154ZM153 82V83H154ZM29 83H30V85H29ZM51 83V82H50ZM83 84V90H85L84 89V85L86 84V87H87V89H86V91H84L83 92V90H81L80 89V87H77V86H80V84ZM94 83V84H93ZM99 83V84H98ZM124 83V84H123ZM132 83V84H131ZM137 83V84H136ZM138 83H140V84H138ZM148 85H147V84ZM153 83H152V85H153ZM167 83H169V82H167ZM33 84L35 85V86H33ZM42 84V85H41ZM52 84V83H51ZM56 84V83H55ZM60 84V83H59ZM59 84H56L57 86L59 85ZM77 84V85H76ZM92 84V85H91ZM100 84H101V87H103V89L105 90V88L104 87H106V91H104L103 90V93H102V91H100V90H102V89H100L101 87H100ZM108 84L109 85H111V86H109L108 87ZM113 84H114V86H113ZM121 86H120V85ZM133 84H135L134 85V88H133ZM143 84V85H142ZM45 85H47V87H49V88H47V89H52L53 90V92H52V90H50L51 91V93H50V91H48V90H46V86ZM50 85V84H49ZM62 85H63V83H62ZM62 85H60V86H62ZM97 85H99V86H97ZM116 85V86H115ZM126 85H128V86H126ZM145 85V86H144ZM147 85V86H146ZM150 85H151V83H150ZM155 85V88L154 89H156V84H154ZM153 85V86H154ZM170 86H171V83L169 84ZM4 86H6V84L4 85ZM4 86H0V87H4ZM11 86H12V88H11ZM41 86V87H40ZM43 86H44V88H43ZM56 86V88H58ZM65 86V85H64ZM63 86V87H64ZM73 86H74V89H73ZM91 86V87H90ZM92 86H93V88H97V90H99V91H97V90H95V89H93L92 88ZM96 86V87H95ZM136 86V87H135ZM144 86V87H143ZM165 86H166V83H165ZM165 86H163V87H165ZM33 87H36V88H38L37 90H36V88H34L33 89ZM39 87H40V89H39ZM63 87H61V88H63ZM85 87V88H86ZM118 87V88H117ZM122 89H120V88ZM131 87H132V90L130 91V92H127V91H129L130 89H131ZM140 87H142V88H140ZM150 88H152L151 86H149ZM167 88L169 87V86H166ZM165 87V88H166ZM2 88H1V90H2ZM4 88H7V86L6 87H4ZM7 88V89H8ZM22 88V89H21ZM45 90V91H42L43 89ZM67 88V87H66ZM65 88V89H66ZM76 88H77V91H76ZM109 88V89H108ZM124 88L126 89V90H124ZM127 88H128V90H127ZM130 88V89H129ZM145 88H146V90H145ZM171 87H169V89H170ZM16 89V87H15V91L17 90ZM28 89V90H27ZM60 88H58L57 90H59ZM142 89L144 90V91H142ZM153 89V88H152ZM168 89V90H169ZM4 90V89H3ZM17 90V91H18ZM41 92H40V91ZM62 90V89H61ZM71 90H70V92H71ZM76 91V95L77 94H80L81 96H79V97H77V96H75V93H74V91ZM108 90H110L109 92H108ZM117 91V90H121V92H115V91ZM141 90V91H140ZM147 90H148V93L149 94H146V92H147ZM164 91H166V89H163ZM163 90H161L160 91V93H162L163 92ZM8 91V90H7ZM39 91V92H38ZM69 91V88H68V90H67V92ZM94 91H95V95H96V97H95V95H94ZM114 92V94L112 93V92ZM123 91V92H122ZM153 91V90H152ZM3 92V91H2ZM24 92H25V89H24ZM43 92V93H42ZM49 92V93H48ZM63 92H66V91H64L63 90ZM63 92H61V93H63ZM125 92H127V93H125ZM142 92H145V94L144 95H140V93L142 94ZM1 93V92H0ZM6 93H8V92H6ZM10 94H11V92H9ZM23 93V92H22ZM27 92H25V94H26ZM40 93H41V95H40ZM56 93V94H55ZM69 93V92H68ZM67 93V94H68ZM99 93V94H98ZM101 93V94H100ZM106 93H108V94H106ZM111 93V94H110ZM120 93V94H119ZM10 94H8L7 95V98H8V96L10 95ZM13 94V93H12ZM24 94V93H23ZM22 94V95H23ZM25 94H24V98H25ZM46 94V95H45ZM47 94H48V96H47ZM51 94H52V96H51ZM88 94V95H87ZM119 94V95H118ZM151 94V95H150ZM6 94H0V104H3L4 102H2L3 100H1V97H4ZM14 95V94H13ZM34 95H35V98H34V100L32 99L33 97H34ZM50 95V96H49ZM53 95H55V96H53ZM72 95H74V96H72ZM86 95V96H85ZM105 95H107V96H109V97H107V96H105ZM112 95V96H111ZM117 95V96H116ZM123 95V96H122ZM154 95V96H153ZM60 96V95H59ZM63 96V95H62ZM60 97V98H63V97ZM83 96V97H82ZM85 96V97H84ZM113 96H114V98H113ZM132 96V95H131ZM6 97V96H5ZM5 97H4V100H5V102H6V99H5ZM27 97V98H28ZM46 97H48V100H46L47 98ZM67 97V96H66ZM68 97H69V95H68ZM87 97V98H86ZM95 97V98H94ZM116 97V98H115ZM121 97V98H120ZM130 97V96H129ZM134 96H132V98H133ZM15 98V99H14ZM43 98H45L44 100H43ZM111 98V99H110ZM143 98H145V99H143ZM3 99V98H2ZM22 99V100H21ZM57 99H58V97H57ZM70 99V98H69ZM114 99V100H113ZM119 99V100H118ZM120 99H121V101H120ZM125 99V101H122V100H124ZM156 100H159V98H155ZM160 99V100H161ZM32 100V101H31ZM59 100H61V99H59ZM63 100V99H62ZM81 100V101H80ZM110 100H112V101H110ZM160 100H159V103H160ZM21 101H23L22 103H21ZM40 101V102H39ZM51 101V100H50ZM53 101V100H52ZM54 101H56V100H54ZM117 101H120V102H122V104H120L119 103V106L117 105ZM154 101V100H153ZM166 101V100H165ZM31 102H33V104L31 103ZM35 102H37V103H35ZM43 102V103H42ZM68 102V101H67ZM74 102V103H73ZM77 102H78V105H77ZM79 102H80V104H79ZM156 103H158L157 101H155ZM8 102H6V104H7ZM24 103V104H23ZM44 103H46V105L44 104ZM88 103L89 104H91V105H88ZM111 103H113V104H111ZM115 103V104H114ZM126 103V104H125ZM22 104V106L20 107V105ZM25 104H28L27 106H29L28 108H27V106H25ZM33 105V107H32V105ZM54 104H55V102H54ZM54 104H51V102L49 103V107H52L51 105H53V106H55ZM130 104V105H129ZM37 105V106H36ZM56 105H57V102H56ZM59 105V104H58ZM113 105L115 106H117V108L115 107V108H113ZM126 105V106H125ZM140 105H142V106H140ZM147 105V104H146ZM146 105H144L145 107H146ZM147 105V106H148ZM17 106H19L20 108H17ZM39 106H40V108H39ZM127 106H128V108H127ZM4 107H5V104H4ZM38 107V108H37ZM44 108V110H43V108ZM60 107V108H59ZM73 107H74V110H73ZM79 107H81V108H79ZM87 107V108H86ZM157 108V111H159L160 110V113H157V111H156V108ZM162 107V108H161ZM25 108H27L28 109V111H26V109L24 110ZM29 108L30 109H32V112L31 111H29ZM42 108V109H41ZM47 108V109H46ZM89 108V109H88ZM92 108V109H91ZM139 108V109H138ZM33 109H34V111H35V114H34V111H33ZM39 109V110H38ZM41 109V110H40ZM56 109V110H55ZM81 110L80 112H84L85 114H83V113H80V112H78L77 110ZM83 109H85V111L87 110L88 111V113L87 112H85ZM117 109V110H116ZM133 110V116H131L132 115V113H131V111L130 110ZM140 109H142V110H140ZM144 109V110H143ZM159 109V110H158ZM46 110H48L47 112H48V115H47V112H45ZM76 110V111H75ZM119 110V111H118ZM123 110V111H122ZM139 110V111H138ZM146 110V111H145ZM16 111H18V113L16 112ZM22 111V112H21ZM53 111H54V113L56 112V113H58V111H59V113L61 114V120H62V118H64L65 119V117H64V115H67V118H69L70 119V117H68L71 113H72V115H70V116H72V119H74V121L72 120V122H73V124H72V126L75 128L76 127V129H74L73 127H69V126H64V128L63 129H65V130H67L66 132V134H65V132L60 136V138L59 139H54V140H51V139H53L54 137H55V134H51V133H53V132H50L51 130H53L54 131V133H56V131H57V134L58 133H60V132H58L60 129H59V127H57V126H55V125H53V124H50V128H52L49 132L47 131V130H45V129H47V127H45V124H46V126H48V128H49V124L47 125V119H45L46 117L49 119V123H52V119H53V116H52V113H53ZM70 111V112H69ZM93 111V112H92ZM118 111V112H117ZM120 111H122V113L120 112ZM129 111V112H128ZM138 111V112H137ZM142 111V112H141ZM19 114L18 115V117L19 116H23L24 115V117H26L25 116V114L26 113H28L27 114V118H25V120H24V122L26 121V123H22V122H20L21 120V117H17V114ZM25 113V114H22V113ZM39 112V113H38ZM44 112H45V114L46 115H44L43 117L42 116H40L41 114L43 115L44 114ZM75 112V113H74ZM77 112V113H76ZM120 112V113H119ZM144 112V113H143ZM151 112V113H150ZM9 113H11V116H10V114ZM37 113V114H36ZM50 113V114H49ZM55 113V114H56ZM58 113V114H59ZM94 113V114H93ZM5 114V115H4ZM13 114H15V115H13ZM58 114H56V115H58ZM81 114V115H80ZM86 114H88V115H86ZM90 114H92V115H90ZM121 114V115H120ZM147 114V115H146ZM160 114V115H159ZM31 116V118L29 117V116ZM63 115V116H62ZM79 115L81 116V117H79ZM142 115V116H141ZM146 115V117H144ZM150 115V116H149ZM10 116V117H9ZM49 116V117H48ZM59 116V115H58ZM77 116V117H76ZM89 116V117H88ZM93 116V117H92ZM120 116V117H119ZM151 116V117H152ZM37 117V118H36ZM54 117H56V116H54ZM76 117V118H75ZM84 117H86V118H84ZM88 117V118H87ZM134 117H136V118H134ZM2 118H0V119H2ZM11 118H12V120H11ZM15 118H16V121H15ZM52 118V119H51ZM57 118V117H56ZM66 118V119H67ZM79 118H81V119H83V120H81V119H79ZM130 118H131V120H130ZM141 118H143V119H145V120H143V119H141ZM17 119L19 120V122L17 121ZM45 119V121H43ZM57 120V123L56 124H58V122L60 121L61 122V120ZM77 119V120H76ZM87 119V120H86ZM4 120V121H5ZM29 120V121H28ZM32 120H34V121H32ZM35 120H37V122L35 121ZM38 120H42L43 122H45L44 123V126H43V122H40V121H38ZM47 120V121H46ZM54 120V119H53ZM78 120H80V124L78 125V123H79V121ZM135 120V121H134ZM144 121V123H143V121ZM151 120V119H150ZM149 120V121H150ZM1 121V120H0ZM2 122L3 124H1L2 125V127H3V125L5 126L6 124H4L5 122ZM13 122V124H12V122ZM23 121V120H22ZM64 121H66V120H64ZM95 121V122H94ZM132 122V124H131V122ZM140 121L142 122V123H140ZM31 122H33V123H31L33 126H31V124L30 123ZM35 122V123H34ZM54 122V121H53ZM67 122V121H66ZM70 122V121H69ZM71 122V123H72ZM83 122H84V125H83ZM16 123H17V125H16ZM68 123V122H67ZM71 123H68L69 125L71 124ZM87 123V124H86ZM146 123H148L149 124V126H150V123L148 122V121H146ZM164 123H165V121H164ZM30 124V125H29ZM64 124H65V122H64ZM90 124H92V125H90ZM136 124V125H135ZM148 124H145V125H148ZM163 124V125H162ZM14 125V126H13ZM26 125V126H25ZM52 125H53V127H52ZM81 125H83V127L81 126ZM133 125V126H132ZM134 125H135V127L136 128H134ZM158 125V124H157ZM10 126H12L11 128H12V130H10L11 128H10ZM62 126V125H61ZM88 126H89V128H88ZM144 126V127H143ZM2 127L0 128V131L2 132L3 131V129H2ZM29 127V128H28ZM37 127H36V130H37ZM44 127V128H43ZM79 129H78V128ZM80 127H82V128H80ZM140 127H143L141 130H140ZM8 128H9V130H8ZM54 128V129H53ZM85 128V129H84ZM96 129L98 132H94V131H96V130H90V129ZM2 129V130H1ZM43 129V130H42ZM57 129H59V130H57ZM88 129H89V131H88ZM36 130H34L35 132H36ZM79 130V132L77 133V131ZM140 130V131H139ZM20 131V132H19ZM25 131V132H24ZM33 131V132H34ZM42 131V132H41ZM87 131H88V134H86L87 133ZM91 131V135L93 136H91V137H89L88 135H89V132ZM154 132V133H152V132ZM160 131V132H159ZM34 132V133H35ZM69 132H74V134L72 133V137L70 136V138H73V137H75V136H77V139H80V138H78V137H81V135H82V139L81 140H78V143H76V145H74V147L76 146V148H74L75 149V151L77 152V153H75V151H71V153L72 152H74L75 154H76V156L75 155H71V153L69 152V155H70V158H69V155H66V154H68V153H66V152H68L69 150H74V149H72L71 148V143L70 142H68V141H65L66 139L68 140V138H67V134H69L70 135V133ZM82 133L81 135H79V133ZM85 132V133H84ZM93 132H94V135H93ZM37 133H38V130H37ZM62 133V132H61ZM60 133V134H61ZM3 134V135H4ZM77 134V135H76ZM115 134L117 135V136H121V137H116L115 136ZM152 134H153V136H152ZM37 134L35 133V136H36ZM50 135H52L51 136V138L49 137ZM74 135V136H73ZM79 135V136H78ZM100 135V136H99ZM151 135V136H150ZM21 136V137H20ZM65 136V140L64 139H62L63 137ZM96 136V137H95ZM142 136H143V138H142ZM145 136H148L147 137V139H145L146 137ZM98 137H100V138H98ZM103 137V138H102ZM109 137H111V139L109 138ZM154 137V138H153ZM50 138V139H49ZM55 138H57V137H55ZM69 138V139H70ZM94 138H95V140H96V142H95V140H94ZM98 140H97V139ZM151 138V140H149ZM26 140H27V144H25L24 145V143L26 142ZM30 142H29V141ZM46 140V141H45ZM55 140H56V145H55ZM59 140V141H58ZM63 140H64V142H63ZM75 140V142L77 141L76 139H74ZM73 140V141H74ZM87 141L88 140V143L91 145L92 144V146L94 145V143H96L97 144V146L96 147H98L97 149L99 150H96V147H92L93 148V153L91 152V149H90V145H89V147H87L85 144V142H83V141ZM92 140V141H91ZM99 140H100V142H99ZM128 140V141H127ZM142 140H146L144 143H143V145H146V143L148 144L149 143V145L146 147V146H143V147H140L139 145L141 144L140 142L142 141ZM17 141V142H16ZM58 141V142H57ZM61 141V142H60ZM71 142H72V140H70ZM135 141H139V143H138V146H137V143H136V145H135V143H133V142H135ZM155 141V142H154ZM66 142H68L69 144H70V146L68 145V147L66 146V147H64V149L66 148L68 151H66V152H64V154H63V149H62V152H61V150H58L59 151V153L61 152L62 154H63V157H64V155H66V156H68L67 158H68V160L69 159H71L72 158V162H68L69 164H70V167L71 166H73V162H74V159H75V165L77 166L78 164L76 163L77 161L79 162V165H82L83 166V162H85V164H84V168L82 169V168H80L79 167V165L77 166V169H76V174L75 175H72V173H75V172H72L71 173V171H75V170H73V168H75L74 166H73V168H71L72 170L71 171H67L66 169V171L67 172H65L64 171V173L66 174H64V173H62V174H60L61 172H59V174H57L56 173V171H59L57 168L59 167L58 166V164L60 163H56V166H57V168H56V166H54V168H56V169H54V168H52L53 170H56L55 172H54V174L55 175H53V174H51L52 172H50L49 170H52L51 169V167L53 166V164L55 165V163H48V162H51L52 160H51V158L53 157L54 158V156L57 154V149H59V145H61V147L63 148V145L65 146V145H67L68 143H66ZM82 142H83V144L85 145H83L82 144ZM93 142V143H92ZM109 142H111V143H109ZM122 142V143H121ZM153 144H152V143ZM51 143V144H50ZM60 143V144H59ZM74 143V142H73ZM98 143H100L99 145H98ZM106 143V144H105ZM115 143H117V145H115ZM126 143V144H125ZM154 143H155V145H154ZM52 144H54L53 146H52ZM59 144V145H58ZM79 145V147H78V145ZM82 144V148H81V145ZM111 144H114L115 146H113V145H111ZM173 144V143H172ZM171 144V145H172ZM111 145V146H110ZM123 145V146H122ZM133 146V147H131V146ZM151 145V146H150ZM46 147V148H41V147ZM100 146V147H99ZM117 146V148L119 147V149H121L122 150V153H121V155L118 153V154H114L115 152H113V150L114 149H116L115 147ZM154 146H156V148L154 147ZM53 147V148H52ZM106 147V148H105ZM139 147V148H138ZM145 147H146V149H145ZM57 148V149H56ZM71 148V149H70ZM100 148H101V150H100ZM123 148H125V149H123ZM159 150H158V149ZM50 149V150H49ZM61 149V148H60ZM78 149H79V151H78ZM108 149V150H107ZM134 149V150H133ZM138 149V150H137ZM26 150V151H25ZM42 150V151H41ZM44 150H46V152L44 151ZM49 150V151H48ZM80 150H82V151H80ZM95 150V151H94ZM37 151V152H36ZM56 151V152H55ZM103 151H104V153H103ZM147 151V150H146ZM40 152V153H39ZM44 152V153H43ZM95 152V153H94ZM124 152V153H123ZM156 152H158V153H156ZM32 153V154H31ZM51 153V154H50ZM56 153V154H55ZM66 153V154H65ZM96 153H98V154H96ZM100 153H103V154H106L105 156H103L102 154H100ZM148 154H149V151L147 152ZM147 153H146V155H145V157L147 158H144L145 159V163L144 164H146L147 162H149L150 161V165L152 166V163H151V160L153 161V158H155V156L153 157V158H151L150 157V160H149V156L151 155H147ZM155 153V154H154ZM37 154V155H36ZM46 154V155H45ZM55 154V155H54ZM73 154V153H72ZM85 154V153H84ZM91 154H92V156H91ZM160 154V153H159ZM158 154V155H159ZM30 155H32L33 157H35V158H33L34 159V161L35 160H37V162H38V165H41V166H43L44 164H45V166H48V164H52V166L50 167V165H49V167H47L49 170H47L50 174H48V173H46V174H44L45 172V170H46V167L44 168V167H41L40 168V166H38L39 167V169H38V167H36V165H37V162L35 163H33V159H32V157L30 156ZM41 155H45L44 157L43 156H41ZM52 155H54V156H52ZM96 155H98V157H99V155H100V158L98 159V157L96 156ZM117 155V156H116ZM38 156V157H37ZM41 156V157H40ZM50 156H52V157H50ZM57 156L59 157L60 155H58L57 154ZM62 156V155H61ZM65 156V157H66ZM104 158H103V157ZM107 156H109V158L108 159H106L105 157H107ZM114 156H115V158H114ZM119 156H123V157H119ZM157 156V155H156ZM160 158V160H159V162H160V165H161V156H159ZM52 158V159H53ZM60 158V157H59ZM62 158V157H61ZM58 159V160H62V159ZM26 159V160H25ZM79 159V160H78ZM103 159V160H102ZM115 159V160H114ZM49 160H51V161H49ZM55 160H56V158H55ZM54 160V161H55ZM100 162V163H102V162H104L102 165H100L99 167L101 168V169H104L103 171L101 170V169H99V170H97V168H98V164H100V163H98L97 164V162L98 161ZM102 160V161H101ZM114 160V161H113ZM149 160V161H148ZM156 160H158V159H156ZM44 161H47L46 163H44ZM64 161L66 162L67 160H65V158H64ZM90 161V160H89ZM112 161V162H111ZM154 161H155V159H154ZM43 162V163H42ZM58 162V161H57ZM63 162V160L61 161V163ZM64 162V163H65ZM42 163V164H41ZM81 163V164H80ZM124 165H123V164ZM156 163V162H155ZM154 163V164H155ZM67 164V163H66ZM113 164V165H112ZM156 164H158V163H156ZM156 164H155V168H156ZM68 165V164H67ZM85 165H86V168H85ZM66 166V165H65ZM113 166H115V167H113ZM158 167L157 168H159L160 167V171H162V168H161V166H159V165H157ZM26 167H28L27 169H26ZM36 167V170L34 169V168ZM63 167V166H62ZM33 168V169H32ZM45 169L44 171L42 170V169ZM67 168H69L68 166H67ZM78 168H79V170H78ZM152 168V167H151ZM154 168V169H155ZM24 170L25 172L27 171L28 172V169H29V172L28 173H24V171H18V170ZM38 169V170H37ZM123 169V170H122ZM154 169H151V170H154ZM35 170V171H34ZM64 170V169H63ZM63 170H61V171H63ZM156 170V169H155ZM154 170V171H155ZM16 171H18L20 174H15V172ZM32 171H34V172H36V173H32ZM94 171V172H93ZM98 173H97V172ZM114 171H116V169H114L112 172H111V174L110 173H107V175L108 176H111L112 174H114L115 172ZM129 171V172H128ZM127 171V173H129L130 174V170H128ZM157 171V170H156ZM160 171H158V173L161 175L158 179H157V177L159 176V174H158V176L156 177L155 176V179H156V182H161L160 181V179L162 180V177H163V173H160ZM68 172H70V173H68ZM85 172H87V170L85 171ZM124 172H125V170H124ZM124 172H121L122 174L124 173ZM17 173V172H16ZM23 173V174H22ZM38 173V174H37ZM41 173V174H40ZM96 173H97V176H98V178L97 177H95L96 176ZM105 173V172H104ZM4 174V175H3ZM43 174V175H42ZM153 174L155 175V173L153 172ZM156 174V175H157ZM7 175H9V177H11L10 179L8 178V176ZM11 175V176H10ZM14 175V176H13ZM41 175V176H40ZM63 177H62V176ZM106 175V177H108ZM4 176H7L6 177V179H5V177ZM85 177L84 179L82 178V177ZM123 176V175H122ZM127 176V177H126ZM24 177V178H23ZM37 177V178H36ZM44 178V180L42 181V179ZM76 177H78V178H80V180H83V181H81V183H80V180H78L79 181V183H76V182H78L77 180L75 181V179H76ZM88 177V176H87ZM2 178V179H1ZM21 178V179H20ZM46 178V179H45ZM123 178V177H122ZM124 178L126 179V178H129V175L127 174V175H124ZM14 179V180H13ZM34 179V180H33ZM37 179V180H36ZM48 179V180H47ZM89 179V178H88ZM125 179H123L124 180V182H125ZM71 182H70V181ZM92 180V181H93ZM102 180V181H101ZM27 181V182H26ZM46 181V182H45ZM52 181V182H51ZM72 181H75V183L74 182H72ZM90 181V180H89ZM91 181V182H92ZM94 181V182H95ZM98 181V182H99ZM128 181V180H127ZM163 181V180H162ZM3 182V183H2ZM21 182V183H20ZM39 182V183H38ZM44 182V183H43ZM97 182V184H99ZM172 182H174V181H172ZM171 182V183H172ZM49 183V184H48ZM55 183V184H54ZM83 183V184H82ZM96 183V182H95ZM101 183V184H102ZM163 183H164V181H163ZM162 183V184H163ZM169 183V182H168ZM171 183L170 184H168L169 185V187H168V189H170V187L172 188L173 187V189L171 190L170 189V191L173 193V190H174V185L172 184V186H171ZM35 184H36V187H35ZM53 184V185H52ZM77 184H79L80 186H78V188H77ZM85 184V186H83V187H81L82 185H84ZM94 184V183H93ZM97 184H95V186L94 187H96L97 186ZM38 185V186H37ZM47 185V186H46ZM73 185H76V186H73ZM88 185V184H87ZM42 186V187H41ZM45 186V187H44ZM48 186H49V188H48ZM90 186H91V184H90ZM90 186H88L89 188H90ZM39 187H41V188H39ZM60 187V188H59ZM72 187H75V188H77V190L78 191H74L75 190V188H73L72 189ZM42 188H44V189H42ZM51 188H52V192L51 191H49V190H51ZM57 188V189H56ZM67 188V190H65ZM88 188V189H89ZM49 189V190H48ZM94 189V188H93ZM34 190V191H33ZM39 190V191H38ZM90 190H92V189H90ZM31 191V192H30ZM41 191V192H40ZM43 191H46V195L43 193ZM48 191V192H47ZM67 191V192H66ZM73 191H74V195L72 194L73 193ZM76 192V193H75ZM88 192V193H89ZM95 192V191H94ZM42 193V194H41ZM50 193V194H49ZM57 193H59V194H57ZM78 193H79V195H81V196H79L78 195ZM69 194V195H68ZM33 195H34V198H33ZM54 195H56V196H54ZM60 195V196H59ZM4 196H7V197H5V199H4ZM32 196V197H31ZM67 196H68V198H67ZM70 196V197H69ZM47 197V198H46ZM58 197V198H57ZM72 197H73V199H75V200H73L72 199ZM78 197V200H82L81 201V203L83 204L82 206H79V203L76 201L77 198ZM80 197V198H79ZM203 197H206V193H204V196ZM20 198V199H19ZM29 198V199H28ZM30 198H31V200H30ZM52 198V199H51ZM82 198V199H81ZM182 198V197H181ZM13 199V200H12ZM17 199V200H16ZM23 199V200H22ZM58 199H59V201H58ZM64 199V200H63ZM90 199V200H89ZM184 199L185 198H183V200H182V202L184 201ZM204 199V198H203ZM3 200H5V201H3ZM15 200V201H14ZM48 200V201H47ZM50 200V201H49ZM73 201L72 203H78V204H75V206L77 205L78 207H76V209H75V206L73 205L72 206V204H70V202L71 201ZM87 200V201H86ZM186 200V199H185ZM26 202V204H25V202ZM36 201V202H35ZM74 201H76V202H74ZM96 201H98V200H96ZM187 201V200H186ZM14 202V203H13ZM19 202V203H18ZM21 202V203H20ZM51 202H54V203H51ZM28 203V204H27ZM34 203V204H33ZM36 203V204H35ZM51 203V204H50ZM184 203V202H183ZM187 204H188V201L186 202ZM54 204H55V206H54ZM185 204V203H184ZM29 205V206H28ZM45 205V206H44ZM49 205V206H48ZM51 205V206H50ZM53 205V206H52ZM97 205V204H96ZM183 205V204H182ZM21 208H20V207ZM36 206V207H35ZM184 206V205H183ZM31 207V208H30ZM46 207V208H45ZM57 207V208H56ZM92 207V206H91ZM185 207H187V205H185ZM20 208V209H19ZM30 208V209H29ZM44 208V209H43ZM52 208V209H51ZM53 208H56V209H53ZM64 208V209H63ZM66 208V209H65ZM96 208V207H95ZM188 208V211H187V209H186V212H189V209H190V206L189 207H187ZM18 209V210H17ZM24 211H23V210ZM46 209H47V212H46ZM74 209H75V211H74ZM81 209H83V213H80L81 212ZM91 209V210H90ZM4 210V211H3ZM21 210V211H20ZM32 210H34V212L32 211ZM56 210V211H55ZM64 210V211H63ZM66 210V211H65ZM94 210V209H93ZM27 211V212H26ZM67 211H69V212H67ZM74 211V212H73ZM34 214H33V213ZM44 212H46L47 213V215L44 213ZM56 212V213H55ZM73 212V213H72ZM210 213V210H208V211H206V214L207 213ZM214 212H218V210L217 209H215L214 210ZM213 211H212V213L210 214V216L212 215H214L215 216V218H217L218 216H219V213H218V215H215V214H213L214 213ZM55 213V214H54ZM73 215H72V214ZM208 213V214H209ZM45 216H44V215ZM48 214H49V216H48ZM62 216H61V215ZM66 214V215H65ZM78 214H80V216L78 215ZM83 214H86V215H83ZM207 214V215H208ZM17 215V216H16ZM19 215V216H18ZM88 215L89 216H91L90 218H88ZM99 215V216H98ZM104 215V214H103ZM227 215H228V213H227ZM15 216V217H14ZM67 216H68V218H67ZM74 216H76L75 218H74ZM94 216V215H93ZM186 216L188 217V213H186ZM184 217V218H187V217ZM190 216H191V214H190ZM213 216V217H214ZM229 216H230V218L232 219L233 217H231L232 215H228V217H226V218H228V219H230L229 218ZM59 217V218H58ZM99 217H102V219H100L99 220ZM35 218V219H34ZM65 218V219H64ZM72 218H74V220L76 219V221H74ZM79 218H83V220H85V221H87V219H89L90 221L85 225V221L84 222H81V224L78 222V220H80ZM107 218V217H106ZM106 218H104V219H106ZM190 219V221H191V219H193L192 218V216L191 217H189ZM43 219H45V220H43ZM60 221H59V220ZM63 219V220H62ZM67 219H72L73 221H71L70 220V222H68L69 220H67ZM38 220V221H37ZM106 220H108V219H106ZM113 220L114 219H110V221H109V223L107 222V221H105L104 222V220H103V222H101L100 221V223H103V225L102 224H100V225H102L104 228H102V226H100L101 227V229H102V232H101V234L103 235V233L104 232H109V233H107L108 234V237H114L116 234L114 233V232H119V225L118 224H116L115 225V223H118V221H117V219H116V221L114 222V225H115V227H114V225H113ZM189 220H187V221H185V222H188ZM3 221V222H2ZM35 221V222H34ZM45 221V222H44ZM54 221V222H53ZM56 221V222H55ZM80 221H82V220H80ZM95 221H96V223H95ZM112 221V222H111ZM194 221V220H193ZM192 221V222H193ZM6 222V223H5ZM53 222V223H52ZM74 222V223H73ZM77 222V224H80L81 226L79 227V225L78 226H76L77 224H75ZM107 222V223H106ZM192 222H189L190 224H188V223H186V224H188V225H186V227L188 226V227H190L188 230H187V228L186 229H183L182 231H189V233H190V231H192ZM43 223H45V224H43ZM65 223V224H64ZM72 223H73V225H72ZM106 224V226H107V224L109 225L108 227H110V229L111 230H109V231H104L103 232V230L104 229H106L107 228V230H108V227H105V224ZM112 223V224H111ZM4 225H5V227H4ZM18 225V226H17ZM72 225V226H71ZM77 227H75V226ZM90 225V226H91ZM117 225H118V227H117ZM218 225V224H217ZM216 225V226H217ZM17 226V227H16ZM21 226V227H20ZM24 228H23V227ZM83 226V227H82ZM89 226V225H88ZM88 226H87V229H88ZM89 226V227H90ZM94 226H91L92 228L94 227ZM185 226V225H184ZM216 226H214L215 227V229H216V231L218 230V228H220L221 226H222V223H221V226H217L218 228H216ZM225 226V225H224ZM66 227V228H65ZM74 227V228H73ZM91 227H90V229H91ZM118 229H117V228ZM213 227V228H214ZM63 228V229H62ZM82 228V229H81ZM96 228H98V226L96 227ZM185 228V227H184ZM223 228V227H222ZM221 228V229H222ZM226 228V231L228 230V226L227 227H225ZM18 229H20L19 231H18ZM71 229H74L73 231L71 230ZM85 229H86V227H85ZM84 229V230H85ZM90 229H88L89 230V232H90ZM101 229H99V230H101ZM117 230V231H114V230ZM224 229V228H223ZM27 230V231H26ZM58 232H57V231ZM113 230V231H112ZM214 230V229H213ZM4 231V232H3ZM77 231V230H76ZM83 231V230H82ZM113 232L114 234H112V235H114V236H112V235H110V232ZM187 231L185 232V233H187ZM215 231V233H214V238L215 239H219L220 237H222V236H224V230H222L223 232H221L220 231V233H218V234H216L217 232ZM219 231V230H218ZM78 232V231H77ZM86 232L87 231H85L84 233L86 234ZM117 232V233H118ZM214 232V231H213ZM64 233V234H63ZM68 233H70L68 236H67V234ZM71 233H73V234H71ZM84 233H78V237H80V234H81V238H82V235L84 236L85 234ZM188 233V234H189ZM77 234V233H76ZM75 234V235H76ZM216 234V235H215ZM219 234H220V237H219ZM4 235V236H3ZM16 235L18 236V237H16ZM106 235V234H105ZM104 235V237L106 238V236ZM118 235H119V233H118ZM9 236H10V238H9ZM14 236V237H13ZM22 236V237H21ZM62 236V237H61ZM71 236V237H72ZM77 236V235H76ZM182 236H184V237H182ZM187 236V234L186 235H179V237H175V239H181V240H179L178 241V244H180L181 246H179L177 243V245H178V247H179V249L181 250V252H182V250L184 249V244H185V248H186V251H188L187 249H189V256H187V252H185L184 254H179L180 252H179V249H177L176 251H178V254L179 255H181V257L179 258V259H176V258H174V257H171L173 260H174V264H179L180 263V261H182V260H185L186 262H184L183 264H201V261H202V259L203 258H205L206 256H207V253H205V250H204V248L202 249V250H200L201 249V247L198 249L197 248V250L196 249H194V248H190L188 245H187V240H188V238H189V236H191L190 234H189V236L188 237H186ZM218 236V237H217ZM75 236H73L72 238H74ZM118 237V236H117ZM60 238H62V239H60ZM66 238V239H65ZM72 238H70V239H72ZM182 238H184V240H182ZM11 239V240H10ZM78 239V238H77ZM108 239V238H107ZM109 239H111V238H109ZM113 239V238H112ZM117 240V238H114V240ZM79 240V239H78ZM14 241H15V244H14ZM108 241V243L109 244H113V245H115V241L114 242H111L110 243V241L109 240H107ZM112 241V240H111ZM118 241V240H117ZM116 241V242H117ZM174 241H176V240H173V242ZM185 241H186V243H185ZM184 242V244H182ZM18 243V244H17ZM25 243V244H24ZM13 244V245H12ZM48 244H49V246H48ZM74 244V243H73ZM175 244V245H176ZM23 245V246H22ZM58 245V246H57ZM59 245H62V246H59ZM112 245V246H113ZM117 245H119L118 244V242H117V244L115 245V246H117ZM148 245V244H147ZM174 245V244H173ZM174 245V246H175ZM26 246V247H25ZM57 246V247H56ZM146 246V245H145ZM148 246H150V245H148ZM114 247V246H113ZM112 247V248H113ZM118 247V246H117ZM116 247V248H117ZM178 247H176L175 246V248H178ZM12 248V249H11ZM22 248V249H21ZM43 248H45V249H43ZM48 248V249H47ZM116 248H113L114 249V251L116 250H118V248L116 249ZM148 248V247H147ZM150 248H151V246H150ZM174 248V249H175ZM183 248V249H182ZM14 249V250H13ZM66 249V248H65ZM20 250V251H19ZM48 250V251H47ZM148 250V249H147ZM161 250H164V249H160V250H158L159 251V253H158V251H156V253L159 255L160 254V256H158L156 253H153V254H151L152 256L153 255H155L156 254V256H157V258H156V260L157 259H159V261H156V263H158V264H162V262H163V264H165V262H167L166 264H171L172 262H173V260L172 259H170L172 262H170L169 263V257L171 256L170 254V256L167 258V255H164V254H162V253H165V254H167V251L166 252H163V251H161ZM199 250H200V252H201V254H199L200 252H199ZM204 250V251H203ZM165 251V250H164ZM185 251V249L183 250V252ZM192 251H193V253H192ZM198 253H197V252ZM207 251V250H206ZM27 252V253H26ZM149 252V251H148ZM162 252V253H161ZM203 252H204V254H203ZM58 253V254H57ZM73 253V252H72ZM45 254V255H44ZM203 254V255H202ZM17 255V256H18ZM41 255V256H40ZM44 255V256H43ZM62 255V256H61ZM0 256H2V255H0ZM35 256V257H34ZM40 256V257H39ZM43 256V257H42ZM57 256V257H56ZM65 256V259L63 260V258L62 257H64ZM72 257L71 259H70V257ZM156 256H154V258L156 257ZM197 256V257H196ZM5 257V256H4ZM0 258V260H6V261H10V259L9 260H7V258H9V257H5V258ZM15 258V257H14ZM62 258V259H61ZM67 258V259H66ZM165 258L167 259V260H165ZM12 260L11 261H13L12 263H14V264H19L18 263V261L17 260H20L19 258L16 260L17 262H14V260H13V257L11 258ZM61 259V260H60ZM180 259H182V260H180ZM35 260H38L37 262L35 261ZM60 260V261H59ZM63 260V261H62ZM163 260V261H162ZM178 261V262H175V261ZM10 261V262H11ZM21 261V260H20ZM162 261V262H161ZM21 262H23V260L21 261ZM20 262V263H21ZM161 262V263H160ZM156 263H153V264H156ZM23 264H25V262H23ZM173 264V263H172ZM180 264H182V263H180Z\"/></svg>", "mask_w": 264, "mask_h": 264}, {"label": "crops", "instance_id": "obj_3", "mask_svg": "<svg viewBox=\"0 0 264 264\" xmlns=\"http://www.w3.org/2000/svg\"><path fill=\"white\" fill-rule=\"evenodd\" d=\"M0 264H14V263L6 260H0Z\"/></svg>", "mask_w": 264, "mask_h": 264}]
</instances>
